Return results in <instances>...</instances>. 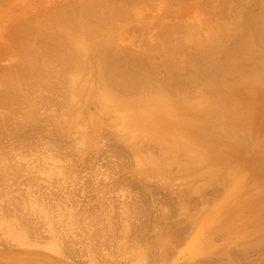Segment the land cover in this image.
I'll return each mask as SVG.
<instances>
[{
	"label": "rangeland",
	"instance_id": "obj_1",
	"mask_svg": "<svg viewBox=\"0 0 264 264\" xmlns=\"http://www.w3.org/2000/svg\"><path fill=\"white\" fill-rule=\"evenodd\" d=\"M66 0H0V15L2 16L3 15V12H5L4 13V15L7 17L9 14H10V19L8 18V20L7 19H5L6 17H0L1 19H0V75H3V76H0L1 78L2 77H6L7 75V73H8V78L6 77L5 79H7V80H0L1 82L0 83H2L3 82V84H4V87H6L5 89L4 88H2V89H0V91H9V90H12V88H10L11 86L13 87L14 86V84H16L15 82H17V81H23L24 80V84H26V79H27V81L29 80V75H26V76H28L29 78H26V79H24L25 78V76L24 75H22L21 77H20V74H21V72L19 71V68L17 67L18 66V58H17V48H18V40L20 39V40H22L23 41V39H26V38H28V39H30V41H32L31 43H32V45H33V41L36 39H38L39 41H41L40 39H43L44 38V36L42 37V36H40V34L38 33V32H42L43 30V33L45 32V34L47 35V33H48V29L50 28V26L52 25L51 23L55 20V16H56V12H58L59 10H57L58 9V5L60 6V3L62 4V3H66L67 4V2H68V4L70 3H72V2H74V1H76V0H67L66 2H65ZM70 1H72V2H70ZM145 1H150V2H148V6L146 7L147 9H145L144 7V4L145 5H147L146 4V2ZM143 0V1H141V2H144L143 3V5H142V3L140 4V3H137L138 5H139V7H135V8H132L131 9V11L133 12H130V10H128L126 13H128L127 15H126V13H123L124 15H126L128 18L131 16V19L129 18V20H127L128 18H126L125 16V20H123V14L121 15V17L120 16H118V18H122V20L124 21V23L123 22H121L120 21V19H119V21H120V23L122 24V26H121V24L116 20L115 21V19H116V17H112L111 19H109V17L108 16H106V17H108V18H106L107 20H106V22L108 21L109 22V24H108V22L107 23H105V26H104V30L105 31H107V29H108V31L110 32V39H112V40H110V43L112 42V44H111V46L114 44V41H115V43L117 42V39H119L118 40V42L116 43V44H114V46H112V49L114 48L115 49V47H116V51H117V49H118V51L120 52V50H123L122 52H125V51H128V50H130V51H136L137 53H138V51L139 50H141V48H142V46L143 47H147V50H148V48H155L156 46L153 44V40H154V43L156 42V44H158V45H160V42H161V37L160 36H156V35H159V32H160V30L159 29H161L162 28V30H164L166 27L165 26H163L164 24L165 25H169V26H171L172 24H174V25H172L173 26V28H174V26L175 27H178L179 25V27H181V26H183V24H185V25H187V23L189 22V24L187 25V26H190V24H194V21H193V19L197 22V26L200 28V31L202 30L203 31V33H204V30H203V26H205V23L206 22H208V20L206 19L207 17H210V16H207L208 15V13L212 16L214 13H217L218 11H219V8H221V7H219L221 4V2H222V0H217V2H219L220 1V3H217L218 5H216V3L215 4H213V5H216V6H218L219 8H213L212 10H211V8L213 7V5H212V3H214V2H216V1H214V2H212V0L211 1H209V0H207V2L209 1V2H211V3H209L210 4V7L208 6V5H206V6H208V8L206 7V8H204L205 6H203V5H205L207 2H206V0H185V1H183L182 3H181V0H180V2L178 1L177 2V0H176V2H177V4H175L176 2H173V0H172V2L173 3H171L170 2V0L167 2V3H169V4H166V1L165 0H159V1H161V2H159L158 0H157V2L159 3V5L157 4V2L156 1H152V0ZM151 1H152V3H153V5H151L152 3H151ZM165 3H164V2ZM175 1V0H174ZM188 1H190L189 3H188ZM239 1V0H238ZM245 1H248V2H246V4L242 7V4H241V7L237 4L236 6H239V8L241 9V10H243V8L245 7V6H247V3L248 4H250V3H253V4H250V5H248L247 7H245V8H248L249 9V6H250V8H252L251 6H254V3L257 1V2H262V1H264V0H245ZM60 2V3H59ZM163 2V3H162ZM195 2V3H194ZM203 2V3H202ZM206 2V3H205ZM235 2L236 1H234V2H232L233 3V5H232V3L230 2V4L229 5H232L233 7H236L235 6ZM240 2V1H239ZM242 2L244 3V0H242ZM242 2H240V3H242ZM28 3V4H27ZM52 3H54L55 5H53ZM151 3V4H150ZM162 3V4H161ZM170 3L171 4H175V6L174 5H170ZM185 3V4H184ZM207 3V4H208ZM239 3V4H240ZM57 4V5H56ZM67 4V5H68ZM256 4H258V3H255V5ZM20 5V6H19ZM53 5V6H52ZM63 5V4H62ZM62 5L60 6V8L62 7ZM154 5H155V7H154ZM176 5H178V6H176ZM200 5H201V7H200ZM212 5V6H211ZM55 6H57V7H55ZM63 6H66V5H63ZM152 6V7H151ZM166 6V7H165ZM231 6V7H232ZM16 7H17V9H18V11L16 10ZM48 7V8H47ZM51 7V8H50ZM143 7V8H142ZM148 7H150V9H148ZM215 7V6H214ZM230 6H228V8L230 9V10H232V8H231ZM22 8V9H21ZM55 9V10H57V11H55V10H53V9ZM59 8V9H60ZM164 10H163V9ZM170 8V9H169ZM203 8H204V10H203ZM237 8V7H236ZM255 8V7H254ZM257 8V7H256ZM255 8V9H256ZM55 11V16H53L52 17V15L54 14V12L52 11ZM167 9V12H168V14L167 13H165V10ZM193 9V10H192ZM202 9V10H201ZM210 9V11H208V13L206 12V10H209ZM235 8H233V10H234ZM248 9H246L247 11H249ZM180 10V11H179ZM236 10V9H235ZM237 10H238V8H237ZM241 10H239L238 12H240ZM245 9H244V12L246 11ZM3 11V12H2ZM15 11V12H14ZM50 11H52L53 12V14H51L50 13ZM139 11V12H138ZM146 11V12H145ZM174 13H173V12ZM204 13H203V12ZM213 11H215V12H213ZM252 11V10H251ZM18 12H20V13H18ZM34 12L38 15L39 13H41V14H39L38 16L36 15V14H34ZM44 12V13H43ZM138 12V13H137ZM157 12H159V13H157ZM163 12V13H162ZM172 13L171 15H170V13ZM210 12H212V13H210ZM220 13H221V11H219ZM229 12H231V11H229ZM233 12V11H232ZM232 12H231V14H232ZM243 11H241V13H242ZM250 12V11H249ZM2 13V14H1ZM14 13V14H13ZM15 13H16V15H15ZM26 14L27 13V16H25V17H23V14ZM48 13H50V14H48ZM132 13V14H131ZM144 13V14H143ZM149 13V14H148ZM8 14V15H7ZM11 14H13V15H11ZM22 14V16H20ZM28 14H29V16H28ZM31 14V15H30ZM43 14V15H42ZM45 14V15H44ZM161 14L162 15H165V17L164 16H161ZM174 14V15H173ZM235 14H237L236 13V11H235ZM240 14V13H239ZM246 14V13H245ZM3 15V16H4ZM141 15H145V16H143V18H142V16ZM158 15V16H157ZM160 15V16H159ZM166 15H170L169 17L168 16H166ZM217 15V16H216ZM214 14L209 20H211L212 21V24L214 25V29H215V27H216V21L218 20L217 18H219L218 17V15L219 14ZM233 15V14H232ZM242 15V14H241ZM14 16V17H13ZM19 16V17H18ZM30 16H33V17H30ZM37 16V17H36ZM47 16H48V18H47ZM134 16V17H133ZM155 16H157L156 18H155ZM176 16V17H175ZM206 17L205 19V23H204V21L202 20V21H200V20H198L199 18L200 19H202L203 17ZM216 16V17H215ZM219 16H221V14L219 15ZM40 17V18H39ZM43 17V18H42ZM136 17V18H135ZM146 17V18H145ZM158 17H160V18H158ZM164 17V18H163ZM168 19H167V18ZM175 18V20H174V18ZM214 17H215V19H214ZM11 18H12V20H11ZM29 18H30V20H29ZM38 18V19H37ZM42 18V19H41ZM51 18V19H50ZM114 18V19H113ZM117 18V19H118ZM162 18V19H161ZM212 18H213V20H212ZM5 19V20H4ZM21 20V21H17V20ZM35 19H36V21H35ZM39 19H41V21L43 20L44 21V23H43V21L41 22ZM114 20L113 22H111V20ZM155 20V22H154V20ZM161 19V20H160ZM220 19L222 20V22H223V20L224 19H222V17H220ZM11 20V21H10ZM17 22H16V21ZM28 20V24H27V21ZM37 20H39V22H41L42 23V25L44 24V27L40 24L39 25V23H37L38 21ZM46 20V21H45ZM127 20V21H126ZM153 20V21H152ZM189 20H192V21H189ZM200 21V22H198V21ZM221 20H218V21H220L221 22ZM14 21L16 22L14 25H13V23H14ZM23 21V23H21ZM126 21V22H125ZM131 21V22H130ZM141 21V22H140ZM149 21H151V23L149 22ZM215 21V22H214ZM26 22V23H25ZM31 22V23H30ZM35 24H34V23ZM46 22V23H45ZM47 22H50V26H49V24L47 25ZM117 22L119 23V25L117 24ZM150 24H149V23ZM157 22V23H156ZM187 22V23H186ZM195 22V23H196ZM214 22V23H213ZM220 22H218V23H220ZM19 23V24H18ZM25 23V24H24ZM29 23H30V26L28 27V25H29ZM155 25H154V24ZM171 23V24H170ZM203 23H204V25H203ZM217 23V24H218ZM23 24V25H22ZM34 24V25H33ZM37 24L39 25V26H37ZM107 24V25H106ZM111 24H113V28H115L114 30V32L115 33H113V28H112V25ZM145 24H148V25H145ZM211 24V23H210ZM210 24L208 25V23L206 24V28L204 27V29L206 30L207 29V27L208 28H210V27H212L213 28V25L211 24V26H210ZM18 25H21V26H18ZM25 25H26V27H25ZM33 25V26H32ZM39 28V29H35V28H33V27H36V26ZM116 25V26H115ZM120 26L119 27V30L117 29L118 28V26ZM152 26V29H151V27L149 28L148 26ZM184 25V26H185ZM200 25H201V27H202V29H201V27H200ZM208 25V26H207ZM31 26H32V28H31ZM53 26V25H52ZM110 26V28H107V27H109ZM115 26V27H114ZM139 26V27H138ZM165 27V28H163V27ZM192 26V25H191ZM195 26V25H194ZM196 26V27H197ZM41 27V28H40ZM43 27V28H42ZM46 27V28H45ZM106 27V28H105ZM131 27L133 28H135V30H137V32L134 30V28L133 29H131ZM46 30H45V29ZM54 28V27H53ZM53 28H50V29H53ZM126 28V29H125ZM169 28V27H168ZM172 28V27H171ZM185 28H187V27H185ZM15 29H17V32H16V30ZM25 29H31V33H32V31L33 32H35L36 33V35H35V33L33 34V36H32V34H31V36H29V35H26V30ZM33 29H35V31L33 30ZM40 29H42V31H40ZM129 29L130 30H132V32H131V34H133V35H131V34H129L130 33V31H129ZM144 29V30H143ZM146 29V30H145ZM158 29V30H157ZM184 29V27H182V30ZM8 30V31H7ZM48 30V31H47ZM112 30V31H111ZM121 30L123 31V32H121ZM140 30V31H139ZM174 31H172V32H175L177 29H173ZM14 31V32H13ZM38 31V32H37ZM120 31V32H119ZM139 31V32H138ZM159 31V32H158ZM179 31V30H178ZM181 31V30H180ZM12 34H11V33ZM16 32V33H15ZM47 32V33H46ZM147 32V33H146ZM156 32V33H155ZM158 32V33H157ZM7 33H9V34H7ZM113 33V34H112ZM116 33H118V34H116ZM119 33H121V34H119ZM137 33L139 34V35H137ZM178 33V32H177ZM181 34H183V32H180ZM184 33H185V31H184ZM16 34V35H15ZM19 34V35H18ZM39 34V35H38ZM42 34V33H41ZM129 34V35H128ZM136 34V35H135ZM142 34H143V36L145 37H143L142 36ZM149 34V35H148ZM160 34H161V32H160ZM15 37H13V36ZM25 35V36H24ZM175 35V34H174ZM177 35V34H176ZM17 36V37H16ZM35 36H37L36 38H35ZM119 36H120V38H119ZM135 36V37H134ZM178 37H180L179 36V34L177 35ZM12 37L15 39V42H14V40L12 39ZM21 37V38H20ZM22 37H24V38H22ZM32 37H34V40H33V38ZM42 37V38H41ZM113 37H114V39H113ZM139 39H138V38ZM7 40H6V39ZM10 38V39H9ZM19 38V39H18ZM116 38V39H115ZM132 38V39H131ZM173 38V37H172ZM48 39H50V38H48ZM135 39V40H134ZM141 39V40H140ZM142 39H143V42H141L142 41ZM144 39H145V41L148 39V41H144ZM173 39H176V36H175V38H173ZM231 39V38H230ZM230 39H228V40H230ZM7 41L6 43H8V44H11V45H5V42H3V41ZM11 40H12V42H11ZM17 40V41H16ZM34 41V45L36 44V42H38V40L37 41ZM44 41H45V43H46V40H47V37H46V39H43ZM160 40V42H158ZM227 40V41H228ZM233 40V38L231 39V41ZM43 41V42H44ZM134 41H135V43H134ZM3 42V43H2ZM49 42H51V40H49ZM138 42V43H137ZM139 42L141 43V44H139ZM226 42V41H225ZM225 42H223L224 43V45L226 44L227 46L229 45V44H231L232 42H234V40L230 43V41H229V43H225ZM1 43H2V46H1ZM41 43H42V41H41ZM44 43V44H45ZM135 45H134V44ZM151 43L153 44V46L151 45ZM38 44V43H37ZM36 44V45H37ZM43 44V45H44ZM118 44H119V46H118ZM16 45V46H15ZM35 45V46H36ZM39 45V44H38ZM37 45V47L38 48H40V46H38ZM117 45V46H116ZM136 45H138L137 47H136ZM232 45H233V43H232ZM14 46V47H13ZM34 46V47H35ZM132 46V47H131ZM226 46V47H227ZM9 47V48H8ZM36 47V48H37ZM124 47V48H123ZM229 47H231V45H229ZM6 48V49H5ZM12 48V49H11ZM156 48H159L158 46L156 47ZM3 49H4V51H3ZM8 50H10V51H8ZM158 50H161L160 48L158 49ZM157 50V52H156V49L154 50V49H151V52H152V54L154 53V55H155V52H156V55L158 54L159 55V52L160 51H158ZM142 51V50H141ZM144 51H146V49L145 50H143L142 51V53L141 52H139L140 54H142L143 55V52ZM155 51V52H154ZM149 52H150V50H149ZM151 52L150 53H148V51H147V53L148 54H150L151 55ZM147 53H145L144 52V54L145 55H147ZM162 53V52H161ZM160 53V54H161ZM5 55V57L4 58H6V55L8 56V55H10V57L8 56L6 59H4V60H2L3 58H1L2 56H4ZM15 57V59H14V57L12 56V55ZM149 55V56H150ZM148 56V55H147ZM153 56V55H152ZM160 56V55H159ZM159 56H155L156 58H160ZM12 57H13V59H12ZM145 57V56H144ZM155 57L153 58V57H151L152 59H155ZM177 57V56H176ZM173 58V59H177V58H179V59H184V57H177V58ZM10 58V59H9ZM146 58V57H145ZM145 58H141V59H144V60H146ZM150 58V59H151ZM211 58H213V57H211ZM220 59H221V57H219ZM219 58L217 57V60H219ZM223 58V57H222ZM88 59L89 60H92V58H89L88 57ZM178 59V60H179ZM182 59H181V61H182ZM147 60H149V58L147 59ZM186 60H189L187 57H186ZM186 60H183V62L184 61H186ZM8 61V62H7ZM12 63L11 65H7V64H10V62ZM157 61H158V59H157ZM159 61H160V59H159ZM158 61V62H159ZM151 62V61H150ZM155 62L156 61H154L153 60V62H152V65H154L155 64ZM178 62V61H177ZM183 62L181 63L183 66H188V62L185 64V62H184V64H183ZM189 62H190V60H189ZM195 62V61H194ZM154 63V64H153ZM157 63V62H156ZM191 63L193 64V62L191 61ZM191 63H190V66H192L191 65ZM15 64H17V65H15ZM179 64V63H178ZM196 64V63H195ZM55 63L54 64H51V66L54 68L55 66ZM157 66L156 67H159L158 68V72L156 71V74L157 73H159V75H161L160 77H162V76H165L166 77V74H165V72H163V70L161 69V65H160V62L158 63V64H156ZM159 65V66H158ZM181 65V66H182ZM194 65V64H193ZM11 66H12V68H11ZM50 66V65H49ZM161 66V67H160ZM182 66V67H183ZM186 66V67H187ZM195 66V65H194ZM185 67V68H186ZM201 67H203L202 66V64H201ZM18 70H17V69ZM15 69L17 70L16 72H15ZM47 69V68H46ZM49 70H50V68H48ZM47 69V70H48ZM52 69V68H51ZM157 69V68H156ZM162 70V72L165 74V75H163L162 74V72H160L161 70ZM188 69H190V67H188V68H186V70L187 71H185V69H183L185 72H188L189 70ZM14 70V71H13ZM46 70V71H47ZM54 70V69H53ZM53 70H51V72L53 71ZM160 70V71H159ZM182 70V69H181ZM181 71V72H184V71ZM5 71H7V72H5ZM10 72H11V76L9 75L10 74ZM13 72H15L16 74H12ZM184 72V73H185ZM4 73V74H3ZM20 73V74H19ZM48 73V74H47ZM47 73L45 72V74H47L48 76H49V74H52V73H50V72H48L47 71ZM161 73V74H160ZM43 75V77L45 76L46 77V75ZM6 75V76H5ZM14 75H18L17 77H19L20 78V80H16L15 78H16V76H14ZM35 75V74H34ZM39 75V74H38ZM41 75V74H40ZM39 75V76H40ZM53 75V74H52ZM52 75H50L49 76V78H50V80H53L54 81V83H55V81L58 83V85H60L59 84V82H58V80H60V75H56L57 77H55L54 75H53V77H52ZM159 75H157L158 77H159ZM59 76V77H58ZM233 76H234V74H233ZM233 76H230L229 78H231V79H233ZM10 77V78H9ZM13 77H15V78H13ZM34 77V76H33ZM37 78H38V76H36ZM35 77V78H36ZM43 77H41L40 76V78H42V80H44V83H45V85H43L44 87H46V84H50L51 85V82H53V81H50V80H48L47 81V78L45 79H43ZM0 78V79H1ZM18 78V79H19ZM36 78V79H37ZM54 78H58V79H54ZM164 78V77H163ZM3 79V78H2ZM13 79H15V80H13ZM31 79H32V75H31V78H30V80L28 81L29 83L31 82ZM36 79H32V81L34 80V81H36ZM162 79V78H161ZM38 80V79H37ZM42 80H38L39 81V85L40 86H42V84H44V83H40V82H42ZM227 80V79H226ZM229 80V79H228ZM227 80V81H228ZM6 81L7 82H9V83H6ZM37 81V82H38ZM46 81V82H45ZM232 80H230L229 82H231ZM28 82H27V84H28ZM37 82H36V84H37ZM21 83H23V82H17V84H18V87H19V85L21 84ZM32 83V82H31ZM30 83V84H31ZM57 83L55 84L56 86H55V88L56 87H58V85H57ZM7 84H9V85H6ZM24 84H21V85H24ZM29 84V86H31V87H33L34 89H35V92H31L32 93V95H31V93L29 94V93H27V92H25V91H27L26 89L27 88H24L25 90L23 91V88L22 87H19V88H22V91L17 87V85H15V87H13V88H16V89H14L13 91H10L11 93H10V95L12 94L13 95V93L12 92H14V91H16V90H18L19 92L21 91L23 94H24V96L25 97H29L27 100H26V98H24V96H21V95H17V96H12L11 95V97H10V95L8 94V99H6L5 100V105L2 103H0L1 105H0V107H3V105L4 106H6L8 103L7 102H10L11 100L13 101V103H15V102H17V100H18V102H19V100H21V98L23 97V100H24V103H22L23 102V100H21L22 102H21V104L20 103H15V104H17V105H13V107L14 108H12V107H10L11 108V110L8 108V110L6 109V111H5V108H0L3 112H6L5 114H3V112H1V110H0V116L1 115H4V116H1L2 118H0V119H4L2 122V124L0 125V129H5V130H0V190H2V189H5V188H8L9 187V189H13L14 188V190L16 191V189H17V192L19 191L18 190V188H23L22 190H24L25 191V189L27 188V190L31 187V185H37V183L38 182H40V180H38V177L40 176V175H42L41 176V178L40 179H42L43 180V178L45 179L44 181L45 182H47V183H45V182H43L42 183V180H41V184H40V190H41V188H42V185H43V188H42V190L41 191H43L45 194H49V195H52V196H50V197H52L53 198V200H52V203H54V204H56L55 205V208L56 207H58V210H59V208H63V209H60L59 210V212H57L56 210H54V211H56V212H54V213H56V215H53V216H51V217H53V219H58L59 218V215H58V218H57V214L58 213H60L61 212V210H65V211H67V210H69L68 212L70 213L71 211L73 212V213H75L74 212V210L75 211H78V213L77 214H75V216H74V214H72V216H73V218H78L77 220H79V221H77V222H75V224L77 223H79L78 225H77V227H79V225L81 224V222L80 221H82L83 219L84 220H86V222H84V220L82 221V222H84V223H82V227H84V229H82V227L81 228H77V227H74L73 229H75V230H77V229H79V231H82V232H78L77 231V233H76V231H73V236L72 235H70L71 237L69 238V236H67L66 234H64V232H61L60 231V233L63 235L64 234V236L65 237H67V239L66 238H64V237H62V238H64L65 239V241L62 239V241H64V242H66V241H68L67 243H65L66 245H64L63 244V242H60V243H62L64 246H67V250L65 249L64 251H63V249L65 248V247H63V245L61 244V249H62V251L63 252H65L66 254H64V253H62V251H61V249L59 250V254H63V258L58 254V256H60L61 258H59V257H57L56 255L57 254H52L51 253V255H50V253L47 251V248H49L52 244H53V246L55 247V245H54V238L56 239V237H58V236H55V237H52L51 238V236H50V234L52 235V233H50V234H48L49 232L46 230V234H48L49 236L47 237V235L45 234V232H44V237L42 236V234H43V231H45L44 229H46V228H44L45 226L47 227V228H49V226L47 225V224H49V223H47V222H49V220H53L50 216L48 217V220L47 219H45L46 220V224H45V220H44V218H45V215H44V217H42V219L44 220V223H43V221L40 219L39 221V223H43L44 224V226L42 225V223L41 224H39L38 226H41V227H43V228H41V227H39L38 228V230L37 231H39V229L41 228V229H43V231H39V233L37 234V236H38V238H37V236L35 235H32L36 230H34L33 232L31 231V230H33L32 229V227H33V225L36 227V225L38 224V222H36V219L37 218H35V221H34V223L33 222H31L32 223V225H29V226H31V230H29V228L30 227H28V230L29 231H31V233L27 230V227L25 228V227H23V228H25L26 230V232H28L27 233V235L29 234L31 237H32V240L34 241V239L35 238H37V239H35V242L37 241L38 242V239H41L42 241H40L39 240V242L38 243H43V241H44V245L46 246V247H44L43 245H41V249L40 248H38V246L41 244H38V245H36L32 240H29L28 238H30L29 237V235L27 236V242L29 241L30 243H31V241L33 242V244H35V246H34V248L35 247H37V248H35V249H33L32 248V245H29V246H24V245H22L23 247H18V246H16V243H14V238H13V240L11 239H6V236H4V234L2 235V230L0 229V264H24V263H27V262H25V260H27V258H25L26 256L28 257H30V258H33L35 255H41L42 256V254L43 255H45V257H50V256H52V257H50V258H53V259H55V257L56 258H59V259H61V261L62 260H65V262H66V257H64V256H66L67 255V257H68V261L69 262H67L66 264H134V261H135V264H264V174H261V172H263L264 173V168H262L259 172L257 171L256 172V174H254L250 169V164H252V165H256L255 164V162L257 161V157H256V155H257V152H259V154L260 153H264V131L261 133V131H262V128H258V126H260L257 122H255V121H253V122H250V126L251 127H249V116L250 115H248L247 113L248 112H246V114H247V116L248 117H246V114H244L245 112H242L244 115H245V118H240V114H241V110H242V108L241 107H238L239 105H234V106H231V108H230V106H228V104L230 103V102H228L226 105V107L228 108V110H229V108H230V112L232 113H234V112H236V110L237 111H239V109H241L240 110V113H238L237 112V114H239L238 116H239V118L237 117L236 119H235V117H236V115L237 114H233L231 117H229V119H230V121L229 120H227L226 121V123L224 124H222V122H221V126L222 125H225V127H227V125H228V128L230 127V129L232 128V129H236V127H238L237 125H239V124H242L239 128L241 129V130H243L244 128L245 129H247L248 128V130H250L249 128H251V136H250V134L248 133V131L247 130H245V131H247V132H245L244 130H243V134H242V131L240 130V131H238V133H240L241 132V134L243 135V136H240V135H238L237 133L235 134V131L237 132V130H234V131H232V132H234L232 135H231V137L232 136H234L233 138L235 139L236 137V139L237 140H232V139H230V141L232 142H230L228 139L230 138L228 135L227 136H225V137H229L228 139H225V137H224V139L223 138H221V140L222 141H224L223 143H222V141L220 140L218 143L219 144H217L216 143V145H218L217 146V148L218 149H222V150H226L225 152H223V155H219V157L221 158L222 156H223V158H221L222 159V161L224 160V162L222 163L220 160V162L218 161H216V160H212V159H210L209 157H208V152H207V145L205 146V145H201V146H194V147H196L195 148V151H191V149L189 148L188 150L190 151H184L185 150V148H184V150H182V149H180L181 147H179V149L181 150L180 152H183V156H185V157H187V158H185V157H183L182 158V156L180 155V154H178L177 153V151L178 150H176V156H175V153L172 155V153H173V150H174V148H175V146H174V148L172 149V150H170V152H171V154H169L168 156H167V154L166 153H163L162 151H164V150H168V149H166V148H168V146L166 145V140H164L163 142H165V143H163V144H165V148H163L162 149V151H161V154H163V157L165 156V158L166 157H170V155L171 156H174V157H177L178 155L179 156H181L180 158H177V161H175V162H178V159H181L180 160V162L182 161V163L184 162L183 160L185 159V161L187 160L188 162H187V164L189 163V165H187L186 166V164L185 165H183L182 166V163L181 164H179V166L181 165L182 167H178V165H177V163L174 165V166H176L175 167V169H174V166L171 164L170 165V169L169 168H166V167H168V166H166V167H164V165H163V167H164V169H163V167H162V164H161V162H160V166H161V170L157 167H153V165H155V166H158L159 165V161H168L169 159H173L172 157L171 158H169L168 160H167V158L165 159V158H161L159 161H156L157 159L156 158H160L162 155L160 154V156H159V153H158V151H160V149H161V146L159 145L158 146V143L156 142L158 139H159V137L158 136H160V134L159 135H156V139L154 138L153 140H156V141H154V142H156V144H154V145H152L153 143H151L150 142V144L152 145V146H150V144L149 143H146L147 141H150V140H148V138H146L147 139V141L146 140H144V142L145 143H143V142H140L141 143V145L142 144H145L143 147L142 146H140V147H136V144H138L137 143V141H138V139H140V137L141 136H139V138L137 139V135L135 134V136H137L136 138H135V140H137L136 142H133V144L131 143V147H130V144L129 143H127V139L126 140H124V142H123V140L122 139H125V138H122V134H120V135H117V134H119L120 132H118L117 130V124L116 123H114V122H112V120L110 119L109 121L110 122H112L113 124L111 125V124H109V121H106L107 120V118H101L102 120H104L106 123H108L109 124V126L112 128V126L115 124V126L117 127H115V126H113V132L118 136V140L116 139L117 138V136H113L112 134H111V132H110V129H109V126H108V124H105L104 123V121H102L101 119H96V120H94V123L92 122V124L91 123H88V125L86 124L85 126H87L88 128H90L89 130L87 129V127H84V124H81L80 122H77V124L79 123L81 126H83L84 128H81V127H79L80 125H78V128H75V126L77 125L76 124V121L74 120V122H72L71 124H69L68 123V121L66 122V121H64V122H61L60 123V119H58L57 117H58V115L57 114H52L53 113V111L55 112V110L53 109V108H55L54 106L52 107L51 106V108H50V106L49 105H47L48 103H47V101L49 100V99H47L48 97H47V93H45V92H43L42 91V94L44 95V94H46L45 95V101H44V98L42 99V94L40 93L41 92V90H45L43 87V89L41 88V90L39 91H37L36 90V84L35 85H30ZM53 84V83H52ZM20 85V86H21ZM38 85V86H39ZM49 85V86H50ZM2 86V84L0 85V87ZM8 86H9V88L10 89H7L8 88ZM25 86V85H24ZM53 86V85H52ZM25 87H27V85L25 86ZM30 87V88H31ZM51 87V86H50ZM49 87V88H50ZM30 88H28L29 90H30ZM40 88V87H39ZM54 87H53V89H55ZM4 89V90H3ZM34 89H33V91H34ZM38 89V88H37ZM57 89H59V87L57 88ZM46 90H49L48 89V87H47V89ZM15 92L16 94L18 93L19 94V92ZM31 91H32V89H31ZM56 91H58V90H56ZM36 92H39V93H36ZM47 92V91H46ZM50 92V93H49ZM48 93L51 95V97H53V101L54 100H56V99H54V96L52 95V93L54 92L53 90L51 91V89H50V91H49ZM62 92V91H61ZM6 93H8V92H6ZM14 93V94H15ZM25 93H27L26 95H25ZM36 93V94H35ZM64 93V92H63ZM62 93V94H63ZM22 94V95H23ZM54 94V93H53ZM37 97H36V96ZM57 95V94H56ZM19 96H20V98H19ZM41 96V98H39ZM30 97H31V100H30ZM36 99H35V98ZM47 97V98H46ZM50 97V96H49ZM12 98H14V99H12ZM15 98H16V101H15ZM55 98H56V96H55ZM192 98V97H191ZM34 99H35V101L37 102L36 103V106L37 107H35L36 109H35V113L36 114H33V116L35 115V118H36V120H37V124L35 123L36 122V120H35V118L33 119V125H31L32 124V120H28V119H26L25 121H27V122H25L24 120H21V121H23V122H21L20 121V119H25V118H23V117H25V114H23L22 113V111H24V109H25V111L26 110H30V109H27V108H29L30 106H28V104H26V103H31V102H33L34 101ZM46 99H47V101H46ZM10 100V101H9ZM29 100V101H28ZM40 100H43V101H40ZM34 101V102H35ZM92 101V100H91ZM49 102V101H48ZM50 102H52V101H50ZM49 102V103H50ZM55 102V101H54ZM54 102H52L53 104H54ZM87 102V101H86ZM10 103H12V102H10ZM12 103V104H13ZM40 103H43V104H40ZM47 103V104H46ZM12 104H9L8 106H10V105H12ZM40 104V105H39ZM233 104V103H232ZM19 105H21V106H19ZM22 105H26V106H28V107H22ZM30 105V104H29ZM42 105V106H41ZM46 105H47V107L50 109H48L47 110V108H46ZM50 105H52L51 103H50ZM87 105V106H86ZM86 105L84 106L85 108H83V110H85V111H83V112H85L86 113V110L88 111L86 114H91V115H86V116H94V113L96 114L97 112H98V109H95L94 108V105L92 104V103H89V105H88V103H86ZM21 107L20 109H22V111L20 112L19 110V107ZM42 108H41V107ZM56 106V108H57V105H55ZM90 106V107H89ZM236 106V107H235ZM46 109H45V108ZM232 107H235V109L236 110H233L234 108H232ZM238 107V108H237ZM55 108V109H56ZM14 109V110H13ZM15 109L17 110V111H15ZM40 109V110H39ZM43 109H45V110H43ZM94 109L96 110V112L94 111ZM12 111V112H10V111ZM53 110V111H52ZM89 110L91 111V112H93V113H89ZM24 111V113H27L28 111H26L25 112ZM43 111V112H42ZM45 111V112H44ZM242 111H244V110H242ZM15 112H17V114L15 113ZM37 112H39L38 114L40 115V117L42 116V118L44 119H42V118H40V117H38V114H37ZM49 113V114H46V113ZM50 112H51V114H50ZM2 113V114H1ZM11 113V114H10ZM20 113V114H19ZM41 113H42V115H41ZM45 115H44V114ZM56 113H57V109H56ZM84 113V114H85ZM250 113V112H249ZM9 114V115H8ZM11 115H12V118H11ZM24 115V116H23ZM37 115V116H36ZM53 115H54V117H53ZM99 115V113H97V115H95V117H97ZM244 115H242V117H244ZM13 116H15V117H13ZM23 116V117H22ZM55 118V120H56V118H57V121L59 120V122H57V121H55L54 119H52V123H51V118ZM57 116V117H56ZM233 116H235V117H233ZM5 117V118H4ZM17 117V118H16ZM49 117V118H48ZM11 118V119H10ZM14 118V119H13ZM16 118V119H15ZM46 118V119H45ZM231 118L236 122L235 124H237L238 122L237 121H239L240 123L239 124H237L236 125V127H234L235 126V124H234V121H232L231 120ZM5 119H7V121L9 122V124H8V122L5 120ZM13 119V122H14V124L11 122V120ZM48 119V120H47ZM62 119V118H61ZM109 119V118H108ZM238 119V120H237ZM244 119H248L247 120V122H245L246 124V126L244 125V123H242V121L244 120ZM48 122H47V121ZM242 120V121H241ZM246 120H244V121H246ZM19 122L18 123V125H21V126H18L17 125V123L16 122ZM31 121V122H30ZM39 121V122H38ZM63 121V120H62ZM98 121H100V122H98ZM21 122V123H20ZM58 123V125H57V129H55L54 127H52V126H55L56 125V123ZM223 122H225V121H223ZM0 123H1V121H0ZM26 123V124H25ZM45 123V124H44ZM48 123H51V124H49L48 126V128H50V129H48L46 126H47V124ZM60 123V124H59ZM63 123L64 124H66V123H68V125H63ZM102 123V125H100ZM229 123H231L232 125H229ZM13 126H15V127H13ZM42 125V126H40V125ZM76 124V125H75ZM253 124V125H252ZM8 125V126H7ZM11 125V127H9ZM24 125V126H23ZM38 125V126H37ZM50 125H51V127H50ZM92 125V126H91ZM94 125V126H93ZM234 125V126H233ZM5 126V127H4ZM23 126V127H22ZM37 126V127H36ZM58 126H59V130H58ZM65 128H64V127ZM108 126V127H107ZM158 126V125H157ZM232 126V127H231ZM18 127H19V129H21V130H19L18 129ZM21 127V128H20ZM26 127V128H25ZM47 129H46V128ZM56 127V126H55ZM69 127V128H68ZM73 127H74V129H73ZM91 127H93V128H91ZM97 127V128H96ZM104 127V128H103ZM224 126L222 127L223 129H225L226 130V128H225ZM9 128V129H8ZM24 130H23V129ZM41 128V129H40ZM42 128H44L43 129V131H42ZM64 128V129H63ZM105 128H107V129H105ZM257 128V129H256ZM11 129V130H10ZM17 131H16V130ZM71 129V130H70ZM73 129V130H72ZM79 129H81L82 131H81V133L78 131ZM83 129L85 130V129H87V132L86 131H83ZM98 129H100L99 131H98ZM104 129H105V131H104ZM117 129V130H116ZM238 129V128H237ZM23 130V131H22ZM30 130V131H29ZM37 130H38V132H37ZM48 130V131H47ZM49 130H50V132H49ZM51 130H54V132H56V133H53V131H51ZM62 130H64V131H62ZM93 130V132H91ZM98 132H97V131ZM103 130V131H102ZM114 130H116V131H114ZM222 130V129H221ZM224 130V131H225ZM1 131H3V132H1ZM12 131H14L15 132V134H14V132H13V134H12ZM36 131V132H35ZM45 131H47V132H45ZM72 131H76V132H72ZM88 131H89V133H88ZM157 131H158V129H157ZM6 134H5V133ZM9 132V133H8ZM20 132V133H19ZM23 134H22V133ZM33 132H34V134H33ZM42 132H44V133H42ZM69 132V133H68ZM84 132H86L85 133V137L83 138V133ZM117 132V133H116ZM223 132V131H222ZM225 132H227V134L229 133V132H231L230 130L228 131V130H226ZM225 132H223L224 134H225ZM231 132V133H232ZM250 132V131H249ZM4 133V134H3ZM10 133H11V135H10ZM17 133V134H16ZM18 133H19V135H18ZM29 133V134H28ZM42 133V134H41ZM46 133V134H45ZM60 133V134H59ZM63 133H64V135H63ZM73 133V134H72ZM77 133V134H76ZM82 135V136H80V134ZM99 133V134H98ZM106 133V134H105ZM113 133V134H114ZM249 136V141H248V139L246 140V138H247V136H244V135H246V134ZM252 133H253V135H252ZM50 134V135H49ZM51 134H53V135H51ZM63 135V137H62V135ZM108 134V135H107ZM110 134V135H109ZM151 134L152 133H150V136H151ZM7 135V136H6ZM18 137H16V136ZM22 136L23 138H21V137H19V136ZM25 135H27L28 137H25ZM35 135V136H34ZM38 135H40V136H38ZM44 136V138L42 137V136ZM46 135V136H45ZM67 135V136H66ZM73 135V136H72ZM90 135H91V138H90ZM97 135V136H96ZM100 135V136H99ZM105 135V136H104ZM132 135V137H133V135L134 134H131ZM131 135L129 136V135H125V136H123V137H128V140L130 139V140H133L132 139V137H131ZM236 135V136H235ZM238 135V136H237ZM16 137V139H15V137ZM32 138H31V137ZM36 138V140L34 141V137ZM37 136V137H36ZM65 136V137H64ZM79 136V137H78ZM102 136V137H101ZM112 136H113V138H112ZM119 136H121V138L122 139H120L119 138ZM147 136V135H146ZM146 136H142V139H143V137H144V139H145V137ZM149 136V135H148ZM152 136H155L154 135V133L152 134ZM163 136L165 137L166 135H164L163 134ZM169 136V135H168ZM28 138V139H25V138ZM39 137V138H38ZM55 137V138H54ZM58 137V138H57ZM70 137H71V140H70ZM76 137V138H75ZM88 137V138H87ZM102 138V140H101V138ZM130 137V138H129ZM158 137V138H157ZM170 137L171 138H174V137H172L171 135H170ZM239 137V138H238ZM241 137H242V139H241ZM69 138V139H68ZM79 138V139H78ZM106 138V139H105ZM153 137H151V139H152ZM165 138H167V137H165ZM165 138H163V139H165ZM15 139V140H14ZM18 139H19V141L20 142H18ZM29 140V139H31V141L29 140V141H26L27 142V144H26V142H25V140ZM33 139V140H32ZM43 139V140H42ZM58 139V140H57ZM60 139V140H59ZM77 141H76V140ZM81 139V140H80ZM97 139V140H96ZM99 139V140H98ZM142 139H140L141 141H143ZM161 139V138H160ZM159 139V140H160ZM9 140V141H8ZM38 140V141H37ZM53 140V141H52ZM54 140H55V142H54ZM68 140V141H67ZM121 140H122V142H121ZM129 140V142H132V141H130ZM153 140H151V141H153ZM170 140V142L172 141V139H169L168 138V141ZM174 140V139H173ZM225 140H228L230 143H228L227 141V143L225 142ZM240 140V141H239ZM244 140H246V141H244ZM262 141V144H260L261 142L260 141ZM44 141H47V142H44ZM74 141V142H73ZM84 141V142H83ZM102 141H104L105 142V144L102 142ZM109 141V142H108ZM126 141V142H125ZM175 141V140H174ZM183 141H184V143H186L187 141H185L184 139H183ZM237 141V142H236ZM239 141V142H238ZM241 141H243L244 143H245V145H244V143L242 142V144H240L241 143ZM258 141V142H257ZM10 142V143H9ZM25 142V143H24ZM31 143V144H29V143ZM71 142V143H70ZM78 142V144L80 143V145H77V146H75L76 145V143ZM83 142V143H82ZM97 142V143H96ZM114 142V143H113ZM116 142V143H115ZM118 142V143H117ZM161 140H160V144H161ZM169 142V143H170ZM176 142V141H175ZM175 142H173V144L175 143ZM182 142V141H181ZM237 144H236V143ZM15 143H16V146H14L15 145ZM19 145H18V144ZM20 143H21V145H20ZM34 143V144H33ZM46 143H48V145L46 144ZM65 143V144H64ZM140 143H139V145H140ZM184 143H183V146L182 147H185L184 146ZM187 143H191L190 141L189 142H187ZM187 143H186V145H187ZM225 143V144H224ZM234 143V144H233ZM239 143V144H238ZM247 143V144H246ZM31 146L32 144V146L34 147V149H33V147L31 146H29V145ZM42 144V145H41ZM45 144V145H44ZM50 144V145H49ZM135 144V146H133ZM163 144H162V146H163ZM177 144H179L180 145V142L179 143H177ZM223 144V145H222ZM227 144V145H226ZM232 144H233V146H232ZM257 144V145H256ZM9 145H12V146H9ZM18 145V146H17ZM27 145V146H26ZM35 145V146H34ZM74 145V146H73ZM98 145H99V147H98ZM112 145V146H111ZM114 145V146H113ZM129 145V146H128ZM178 145V146H179ZM231 145V146H230ZM235 145H237V146H235ZM247 145V146H246ZM263 145V146H262ZM5 146V147H4ZM7 146V147H6ZM9 146V147H8ZM46 146V147H45ZM71 146V147H70ZM116 146V147H115ZM127 147L126 149H125V147ZM171 146V145H170ZM170 146H169V148H170ZM220 146V147H219ZM259 146V148H257ZM4 147V148H3ZM11 147H12V149L14 150V151H12L11 150ZM17 147V148H16ZM26 147V148H25ZM48 147V148H47ZM60 147V148H59ZM66 147H68V148H66ZM73 147H75L74 149H72ZM78 147V148H77ZM79 147H81V148H79ZM106 147V148H105ZM109 147V148H108ZM132 147H134V148H132ZM145 147V148H144ZM146 147H148V148H146ZM209 147V146H208ZM222 147H224V149L222 148ZM225 147L228 149H225ZM231 147V148H230ZM238 147H239V149H238ZM243 147V148H242ZM6 148H10L9 150L7 149V151H6ZM38 148V149H37ZM43 148H44V150H43ZM64 148V149H63ZM92 148H93V150H92ZM122 148V149H121ZM129 148H132V150H133V152H131L132 150H129ZM141 148L143 149V150H141ZM176 148H178L177 146H176ZM242 148V149H241ZM5 149V150H4ZM56 149H58V150H56ZM69 149H71V150H69ZM77 149H79L78 151V153H76L77 152ZM98 149V150H97ZM136 149V150H135ZM144 149L146 150V149H148V150H151V151H149L150 153H152V152H154L152 155H153V157L155 156V158H154V161H152V159H153V157H152V155H150V153H148L149 154V156H151L152 157V159H151V157H149V156H147V157H149V162H148V167L145 165H143V162H144V164H145V162L147 163V161L145 160V158H139V156L142 154V152L141 153H139V150H141V151H143V154H144V156L145 155H148V154H145V152H144ZM196 149H197V151H196ZM15 150H16V152H15ZM25 150V151H24ZM36 150V151H35ZM43 152H42V151ZM61 152H60V151ZM74 150L76 151V152H74ZM124 150V151H123ZM147 150V151H148ZM204 150V151H203ZM262 150H263V152H262ZM2 151V152H1ZM10 153H9V152ZM19 151V152H18ZM30 152V153H28V152ZM34 151V152H33ZM70 151V152H69ZM88 151V152H87ZM92 151V152H91ZM109 151V152H108ZM118 153H117V152ZM228 151V152H227ZM261 151V152H260ZM13 152V153H12ZM14 152H15V154H14ZM39 152V154H44V156H45V159L48 161V159H49V161L47 162V161H44L45 159H44V156H43V154L42 155H38L37 153ZM102 152V153H101ZM110 152H111V154H110ZM137 152V153H136ZM165 152V151H164ZM185 152V153H184ZM187 152H189V153H187ZM2 153H3V155H2ZM9 153V155H7V154ZM11 153H12V155H11ZM32 153V154H31ZM59 153V154H58ZM64 153V154H63ZM76 153V154H75ZM89 153H91V154H89ZM113 153V154H112ZM192 153V154H191ZM6 154V155H5ZM46 154V155H45ZM48 154V155H47ZM122 154V155H121ZM155 154V155H154ZM200 154V155H199ZM203 154V155H202ZM205 154V155H204ZM35 155H38V156H35ZM64 155H65V157H64ZM76 155V156H75ZM98 155H99V157H98ZM104 155H106L108 158H106V156L104 157ZM139 155V156H138ZM192 155H195V156H192ZM225 155H227L226 157H225ZM11 156H13V157H11ZM26 156V157H25ZM41 156H42V158H41ZM47 156V157H46ZM71 156V157H70ZM73 156V157H72ZM110 156V157H109ZM138 156V157H137ZM142 156V155H141ZM140 156V157H141ZM144 156H142V157H144ZM157 156V157H156ZM178 156V157H179ZM200 156H201V158H200ZM10 157V158H9ZM15 157V158H14ZM34 157H36L35 159L37 160L36 161V163H35V161H33L32 162V160H34ZM37 157H39V159L37 158ZM51 159H50V158ZM65 158V159H63V158ZM67 157V158H66ZM69 157V158H68ZM78 157V158H77ZM84 157H86V159L84 158ZM100 157L102 158V159H100ZM111 157H112V159H111ZM115 157V158H114ZM195 158V159H193V158ZM205 159H204V158ZM8 158L11 160H8ZM12 158V159H11ZM22 158V159H21ZM33 158V159H32ZM41 158V159H40ZM105 158V159H104ZM121 158H122V160H121ZM126 158V159H125ZM190 158V159H189ZM199 158V159H198ZM2 159V160H1ZM13 159H15V160H13ZM32 159V160H31ZM64 161H63V160ZM73 159V160H72ZM75 159V160H74ZM83 159V161H81ZM100 159V160H99ZM144 159V160H143ZM151 159V160H150ZM175 159V158H174ZM173 159V160H174ZM183 159V160H182ZM201 159V160H200ZM9 162H8V161ZM18 160L20 161V162H18ZM29 161L28 163L27 162H25V161ZM70 160H72V161H70ZM85 160V161H84ZM96 160V161H95ZM126 160V161H125ZM131 160V161H130ZM142 160V161H141ZM196 160V164L195 165H197V166H195L194 165V162L193 161H195ZM198 160V161H197ZM200 160V161H199ZM4 161V162H3ZM9 163H7V162ZM16 161V163H14V162ZM56 161H57V164H56ZM62 161H63V164H62ZM66 161H67V163H66ZM109 161V162H108ZM111 161H113L112 163H111ZM118 161V162H117ZM129 161V162H128ZM150 161L153 163V162H155V164L153 163H150ZM166 161H165V163H166ZM24 162V163H23ZM31 162H32V164H31ZM43 162V163H42ZM44 162H46V163H49V164H51V163H53V165L51 164L50 165V167H49V164H47L46 165V163H44ZM51 162V163H50ZM71 162H73V163H71ZM75 162V163H74ZM85 162V163H84ZM169 162V161H168ZM171 162H172V160H171ZM174 162V161H173ZM172 162V163H173ZM4 163V164H3ZM7 163V164H6ZM17 163H19V165H18V168L21 166V169L19 170L17 167H15V166H17L16 164ZM22 163V164H21ZM31 164V168H30V164ZM92 163V164H91ZM102 163V164H101ZM117 165H116V164ZM150 163V164H149ZM164 163V162H163ZM164 163V164H165ZM179 163V162H178ZM186 163V162H185ZM222 163V164H221ZM9 165L10 167H2L3 165ZM13 164H15V165H13ZM24 164H25V166H24ZM27 164H29V165H27ZM36 164V165H35ZM38 164H40V166L38 167ZM42 164H44V165H42ZM58 164H60V166H58ZM86 164H87V166H86ZM97 164V165H96ZM132 164V165H131ZM139 164V165H138ZM158 164V165H157ZM217 164V165H216ZM11 165L12 166H14V168L13 167H11ZM56 165V166H55ZM62 165L63 166H65V168L67 169H64V168H62ZM88 165H90V166H88ZM94 165V166H93ZM109 165V166H108ZM126 165V166H125ZM131 165V166H130ZM167 165H169L168 163H167ZM191 165H193V166H191ZM33 166H35L36 167V170H35V167H33ZM44 166V167H43ZM47 166V168L46 169H49V172L48 171H46V170H44L45 169V167ZM54 166V167H53ZM67 166V167H66ZM74 166V167H73ZM80 166V167H79ZM103 166V167H102ZM121 166V167H120ZM129 166V167H128ZM184 166H186V167H184ZM191 166V167H190ZM29 167V168H28ZM34 169H33V168ZM43 167V168H42ZM69 167V168H68ZM87 167H88V169H87ZM106 167V168H105ZM184 167V168H183ZM189 167V168H188ZM256 167V166H255ZM12 168V169H11ZM26 170H24V169ZM27 168L28 169H30V172H32V170H35V171H33L32 173H30L29 172V170H27ZM41 168H42V170H41ZM64 170V171H62V169ZM78 168V169H77ZM80 168V169H79ZM98 168V169H97ZM103 168V169H102ZM117 168V169H116ZM146 168H148V169H146ZM154 168V169H153ZM166 168V169H165ZM173 169V171H172V169ZM178 168V169H177ZM179 168H181V171L179 170ZM13 169H17V171L18 172H20L21 174L19 175V173L16 171V170H14L13 171ZM38 169H40V171H38ZM52 169V170H51ZM69 169V170H68ZM73 169V171H71ZM115 169V170H114ZM140 169V170H139ZM146 169V170H145ZM152 169H153V171H152ZM7 170H9L8 172H10V170H11V173L10 174H13L14 176L12 177V175L11 176H9L10 174H8V172H7ZM23 170V171H22ZM51 170V171H50ZM75 170H77V171H75ZM84 170H85V173L84 174H82V176H81V173H83L84 172ZM93 170V171H92ZM112 170V171H111ZM157 170V171H156ZM162 170H166V171H162ZM176 170V171H175ZM177 170H179V171H177ZM257 170V169H256ZM29 173H28V172ZM36 171H38V172H36ZM56 173H55V172ZM61 171H62V173H61ZM65 171H66V174H67V177H66V174H65ZM78 171H80V172H78ZM88 171V172H87ZM5 172V173H4ZM34 172L35 173H38L39 174V176H37L36 174H34ZM55 173L54 175H56V176H54L53 175V173ZM75 174H74V173ZM77 172V173H76ZM93 172V173H92ZM114 172H115V174H114ZM176 172V173H175ZM3 173H4V175H3ZM16 173H18V175L19 176H22V177H18V175L16 174ZM25 173V174H24ZM26 173H28V175L27 176H29L30 177V175L31 174H34L32 177L33 178H35V179H33V178H28L27 176V178L25 177V175H26ZM43 173H45V174H43ZM51 174V175H49V174ZM62 174L63 176V178L62 179H64L65 181L67 180V182L66 183H64L65 181H63V183H64V185H62L63 183H61L62 181H61V178L60 179H56V178H58V177H60L59 175L60 174ZM65 175H64V174ZM96 173V174H95ZM101 173H102V175H101ZM105 173V174H104ZM107 173V174H106ZM48 174V175H47ZM58 174V175H57ZM74 174V175H73ZM85 174H87L86 176H84ZM151 174V175H150ZM153 174V175H152ZM157 174H160V175H162L163 177H165V178H167V177H170V178H168V180H167V182H166V180L164 179H161L162 181H160V180H158V179H160L158 176H157ZM7 175V177H5ZM46 175V176H45ZM77 175V176H76ZM98 175V176H97ZM114 175V176H113ZM159 175V176H160ZM187 175V179H186V176ZM4 176V177H3ZM16 176V177H15ZM35 176V177H34ZM43 176H45V177H43ZM69 176H70V178H72V180H71V182H69V180H70V178H69ZM92 176V177H91ZM105 176H107V177H105ZM109 176V177H108ZM152 176V177H151ZM161 176V178H163ZM177 176H178V178H177ZM183 176V177H182ZM3 177V178H2ZM25 177V178H24ZM43 177V178H42ZM47 177H48V179H47ZM88 177V178H87ZM90 177V178H89ZM103 177V178H102ZM148 177V178H147ZM173 177V178H172ZM175 177V178H174ZM185 177V178H184ZM8 179L9 180V178H11L8 182L7 181H4V180H2V179ZM15 178V179H14ZM17 178H19V179H17ZM52 178V179H51ZM55 178V179H54ZM84 178V179H83ZM87 178V179H86ZM92 178V179H91ZM98 178V179H97ZM100 178V179H99ZM107 178V179H106ZM183 178V179H182ZM5 179V180H6ZM13 179V180H12ZM18 180V182H16L17 180ZM25 179V180H24ZM29 179H33L32 180V182H31V180H29ZM50 179V180H49ZM54 179V180H53ZM79 179H82V180H79ZM89 179V180H88ZM95 179V180H94ZM179 179V180H178ZM26 180H29L30 182H31V185H30V183L28 182V181H26ZM36 180H38V181H36ZM49 180V181H48ZM51 180H53V181H51ZM75 182H74V181ZM76 180H78V182H80V184L76 181ZM155 180V181H154ZM184 180H185V182H184ZM21 181L24 183H21ZM35 181H36V184H34L35 183ZM61 181V182H60ZM74 183H73V182ZM83 183H82V182ZM157 181H160V182H157ZM179 181V182H178ZM183 181V182H182ZM6 182V183H5ZM13 182V183H12ZM51 182H55V184L54 183H51ZM59 182V183H58ZM68 182L70 183V185L68 184ZM163 182V183H162ZM170 182H172V184L170 183ZM176 182V183H175ZM27 183V184H26ZM29 183V184H28ZM58 183V184H57ZM71 183H73L72 185L73 186H71ZM98 183V184H97ZM100 183V184H99ZM109 183V184H108ZM128 183V184H127ZM189 183V184H188ZM210 183H213V184H210ZM217 183V184H216ZM8 186H7V185ZM10 184V185H9ZM48 185V187H46V185ZM50 184V185H49ZM61 184V185H60ZM67 184V185H66ZM77 184V186L75 187V185ZM84 184V185H83ZM89 184V185H88ZM94 186H93V185ZM126 184V185H125ZM162 184V185H161ZM171 184V185H170ZM187 184V185H186ZM26 185H28V186H26ZM30 185V186H29ZM39 185V184H38ZM44 185H45V187H44ZM51 185H52V187H51ZM57 187H56V186ZM60 185V186H59ZM69 185V186H68ZM79 185H80V187H82L81 189H80V187H79ZM99 185V186H98ZM117 185V186H116ZM119 185V186H118ZM183 185H186V186H183ZM200 185V186H199ZM212 185V186H211ZM3 186H4V188H3ZM51 188H50V187ZM59 186V187H58ZM83 186H85V188L83 187ZM89 186V187H88ZM113 186V187H112ZM128 186V187H127ZM170 186V187H169ZM192 186H194L193 188H192ZM34 187H37V188H39L38 186H34ZM56 187V188H55ZM69 187V188H68ZM75 187V188H74ZM88 187V188H87ZM182 187V188H181ZM185 187H187V188H185ZM213 187V188H212ZM16 188V189H15ZM50 188V189H49ZM58 188V189H57ZM71 188V189H70ZM100 188V189H99ZM103 188V189H102ZM107 188V189H106ZM185 188V190H183ZM189 188V189H188ZM12 189L11 190H9V191H12ZM30 189H34V188H30ZM62 190V192H61V190ZM67 189L69 190L68 192H67ZM78 189V190H77ZM95 190V193H93L94 192V190ZM112 189V190H111ZM216 189H217V191H216ZM60 192H59V191ZM93 190V191H92ZM107 190V191H106ZM203 190V191H202ZM53 192L52 194H50L49 192ZM177 191H178V193H177ZM180 191H181V193H180ZM185 191V192H184ZM20 193L22 192V191H19ZM27 192V191H26ZM46 192H48V193H46ZM59 192V193H58ZM66 194H65V193ZM80 192V193H79ZM184 192V193H183ZM190 192V193H189ZM200 192V193H199ZM203 192V193H202ZM13 193H16V192H13ZM12 193V194H13ZM28 193V192H27ZM26 193V194H27ZM44 193L42 194V195H44ZM61 193V194H60ZM71 193H73V194H71ZM77 193V194H76ZM101 193V194H100ZM104 193V194H103ZM124 193V194H123ZM195 193V194H194ZM197 193V194H196ZM10 194H11V192H10ZM22 194L23 195H21V196H25L24 198L25 199H27L28 198V196L27 195H24L25 193L24 192H22ZM57 194V195H56ZM59 194V195H58ZM80 194V195H79ZM95 194V195H94ZM178 194V195H177ZM181 194H182V196H181ZM185 194V195H184ZM14 195V194H13ZM46 195V196H47ZM48 195V196H49ZM54 195V196H53ZM61 195V196H60ZM64 197H63V196ZM76 195H77V199H76ZM79 195V196H78ZM133 195V196H132ZM179 195H180V197H179ZM45 196V195H44ZM45 196V197H46ZM56 196V197H55ZM58 196H60V197H62L64 200H65V203H63V205H60V203L62 204V202H64V200H62V198H60V197H58ZM72 196V197H71ZM74 196H75V198H74ZM97 196H98V198H97ZM103 198H102V197ZM106 196V197H105ZM129 198H128V197ZM131 196V197H130ZM30 197V196H29ZM119 197V198H118ZM127 197V198H126ZM135 197V198H134ZM55 198V199H54ZM72 198H74V199H72ZM94 198H95V200H94ZM99 198H100V200H99ZM107 200H106V199ZM121 198V199H120ZM124 200H123V199ZM133 198V199H132ZM138 198V199H137ZM47 199H48V197H47ZM50 199V198H49ZM60 201H59V200ZM97 199V200H96ZM128 199V200H127ZM135 199V200H134ZM68 200V202H66ZM72 200H76L75 202L74 201H72ZM99 200V201H98ZM131 200H132V202H131ZM137 200V201H136ZM28 201V200H27ZM51 201V200H50ZM54 201V202H53ZM62 201V202H61ZM95 201H96V203H97V205H96V203H95ZM108 201H109V203H108ZM111 201V202H110ZM139 201V202H138ZM56 202V203H55ZM73 202V203H72ZM100 202V203H99ZM103 202V203H102ZM136 202V203H135ZM179 202H181V203H179ZM9 203V202H8ZM80 203V204H79ZM112 205H111V204ZM131 203V204H130ZM133 203H135V204H133ZM177 203V204H176ZM187 203V204H186ZM57 204H59L58 206H57ZM70 204V206H68ZM73 204V205H72ZM101 204V205H100ZM108 204V205H107ZM126 204V205H125ZM127 204H129V206L127 205ZM184 204H185V206H184ZM8 205V204H7ZM53 205V204H52ZM66 205V206H65ZM77 205V206H76ZM80 205H82V206H80ZM103 205V206H102ZM105 205L106 206H108V207H105ZM111 205V206H110ZM114 205V206H113ZM131 205V206H130ZM54 206V205H53ZM63 206V207H62ZM76 206V207H75ZM96 206V207H95ZM135 206V207H134ZM181 206H183V207H181ZM8 207H11L10 206V203H9V205H8ZM65 207V208H64ZM82 207V208H81ZM99 207V208H98ZM113 207V208H112ZM124 207V208H123ZM131 207V208H130ZM180 207V208H179ZM78 208V209H77ZM79 208H80V210H79ZM95 208V210H90V209H94ZM101 208V209H100ZM135 208V209H134ZM12 209V208H11ZM73 209V210H72ZM85 209V210H84ZM86 209H88V210H86ZM110 209V210H109ZM182 209V210H181ZM187 209V210H186ZM6 210H9V208L7 209V207H6ZM13 210V209H12ZM11 210V211H12ZM104 210V211H103ZM10 210L9 211H4L3 213L4 214H6L5 212H8L7 213V215H12L11 213H13V211L11 212ZM62 211V212H63ZM113 211V212H112ZM123 211V212H122ZM185 211V212H184ZM9 212H11V213H9ZM67 212V213H68ZM71 212V213H72ZM80 212V213H79ZM93 212V213H92ZM101 212H103V213H101ZM199 212V213H198ZM40 213V212H39ZM66 213V215H68ZM88 213V215L86 216V214ZM0 214H2L1 212H0ZM36 214H38V213H36ZM41 214V213H40ZM40 214H38L39 216H40ZM106 214V215H105ZM118 214V215H117ZM126 214V215H125ZM37 215V216H38ZM64 215V214H63ZM70 215V214H69ZM69 215H68V218L67 219H71V218H69ZM77 215V216H76ZM99 216V218H98V216ZM102 215V216H101ZM41 216H43V215H41ZM41 216H40V218H41ZM80 216V217H79ZM83 216V217H82ZM89 216V217H88ZM94 216V217H93ZM96 216V217H95ZM111 216V217H110ZM56 217V218H55ZM63 217V216H62ZM92 217V218H91ZM107 217V218H106ZM47 218V217H46ZM97 218V219H96ZM63 219H65V217L63 218ZM67 219H66V221L64 220V222L63 223H68V221H67ZM89 219H91L90 221H89ZM107 219V220H106ZM122 219V220H121ZM126 219V220H125ZM60 221H62L61 219H59ZM74 220V219H73ZM72 220V221H73ZM95 220V221H94ZM104 220V221H103ZM106 220V221H105ZM115 220V221H114ZM38 221V220H37ZM75 221V220H74ZM110 222V224H109V222ZM53 222H55L54 220H53ZM96 222H97V224H96ZM37 223V224H36ZM56 223V222H55ZM58 223V222H57ZM63 223H61V224H59V225H61V226H64L63 225ZM73 223V222H72ZM105 223H107V224H105ZM137 223V224H136ZM74 224V223H73ZM74 224V226H76ZM104 224V225H103ZM139 224V225H138ZM165 224V225H164ZM51 225V224H50ZM107 225H109L111 228L114 226V228H113V230H114V234H113V232H112V229L109 227V226H107ZM117 225V226H116ZM173 225V226H172ZM37 226V227H38ZM68 227V225H65L64 227ZM70 226H72V225H70ZM104 226V227H103ZM142 228H141V227ZM165 226V227H164ZM36 227V228H37ZM73 227V226H72ZM100 228L99 230H98V228ZM117 227V228H116ZM22 228V227H21ZM19 229L18 227L16 228L17 230H19V231H21L22 229ZM69 228V227H68ZM77 228V229H76ZM103 228V230H104V233L102 234V229ZM104 228H106V229H104ZM119 228V229H118ZM161 228H163V229H161ZM35 229V228H34ZM40 229V230H41ZM50 229V231H51V229H53V228H49ZM72 229V230H73ZM81 229V230H80ZM88 229H97L98 231H96V233H97V235L95 236V234L94 235H91V233H89V232H91V231H88ZM109 229H111L110 231H109ZM168 229V230H167ZM118 230V231H117ZM119 230H122V232L120 231L119 232ZM127 230V231H126ZM136 230V231H135ZM158 230H159V233H158ZM14 231V230H13ZM36 231V232H37ZM83 231H85V232H87V233H85V232H83ZM108 231V232H107ZM117 231V232H116ZM172 231V232H171ZM182 233H181V232ZM59 232V231H58ZM100 232V233H99ZM115 232H116V234H115ZM119 232V234H117ZM177 232V233H176ZM41 233V234H40ZM59 233V235H61ZM74 233H75V235H74ZM121 233V234H120ZM123 233V234H122ZM165 233V234H164ZM176 233V234H175ZM35 234V233H34ZM39 234L42 236H39ZM56 234H57V232H56ZM99 234V235H98ZM101 234L103 235V237L101 236ZM110 234H112V235H110ZM143 234V235H142ZM174 236H173V235ZM179 234V235H178ZM109 235V236H108ZM113 235L115 236V237H113ZM154 235V236H153ZM170 235V236H169ZM2 236H4L3 238H2ZM33 236H34V239H33ZM53 236V235H52ZM108 236V237H107ZM133 236V237H132ZM159 236H161V237H159ZM257 236V237H256ZM11 237V236H10ZM51 239H50V238ZM61 237V236H60ZM151 237V238H150ZM4 238H5V240H4ZM8 238H9V236H8ZM43 238V239H42ZM45 238V239H44ZM47 238H49V240H46ZM95 238V239H94ZM116 238V239H115ZM118 238V239H117ZM124 238V239H123ZM126 238V239H125ZM261 238V239H260ZM123 240V241H122ZM134 240V241H133ZM155 240V241H154ZM12 241H13V243L15 244V245H13V243H12ZM47 241H48V243L50 242H52V244L51 245H49L48 247H47ZM55 241H57V243H59L58 242V239H56ZM59 241H60V238H59ZM157 241V242H156ZM177 241V242H176ZM251 241V242H250ZM23 242H26V240L25 241H23ZM21 243V244H24V243ZM27 242L25 243V244H27ZM155 242V243H154ZM249 242V243H248ZM30 243H28V244H30ZM95 243V244H94ZM117 243V244H116ZM126 243H127V245H126ZM162 243H163V245H165V246H163L162 245ZM18 244H20V242L18 243L17 242V245ZM20 244V245H21ZM56 244V243H55ZM95 246H94V245ZM122 244H124V245H122ZM156 244V245H155ZM242 244V246H240ZM57 245V244H56ZM118 245V246H117ZM121 245V246H120ZM126 245V246H125ZM259 245H261V246H259ZM43 246V247H42ZM53 246H51V248L50 249H52V247ZM120 246V247H119ZM26 247V248H25ZM28 247H30V248H32V249H30L29 250V248ZM127 247V248H126ZM165 247V248H164ZM25 248V249H24ZM28 248V249H27ZM44 248H45V250L46 251H43L44 250ZM129 248H131L132 250H130ZM134 248V249H133ZM148 248V249H147ZM142 249V250H141ZM166 249V250H165ZM228 249V250H227ZM128 250V251H127ZM140 250V251H139ZM146 250H147V252H146ZM154 250V251H153ZM169 250V251H168ZM230 250V251H229ZM239 250H241V251H239ZM134 252V253H132V252ZM146 252V253H144V252ZM233 251V252H232ZM237 251V252H236ZM1 252H2V254H1ZM61 252V253H60ZM154 252V253H153ZM155 252L157 253V254H155ZM161 252V253H160ZM163 252V253H162ZM168 252H169V254H168ZM33 253V254H32ZM132 253V254H131ZM138 253V256L136 255ZM143 256H141L140 254ZM143 253V254H142ZM234 253H238L237 255L236 254H234ZM241 255H240V254ZM4 254V255H3ZM129 254V255H128ZM154 254H155V257H153L154 256ZM188 254V255H187ZM243 254V255H242ZM7 255V257H5ZM47 255V256H46ZM55 255V256H54ZM137 257H135V256ZM149 255H150V258H148L149 257ZM153 255V256H152ZM158 255V256H157ZM147 256V257H146ZM152 256V257H151ZM28 257V258H29ZM133 257H135V258H133ZM139 257H141V258H148V259H146L145 258V260L146 261H143V259L142 260H140V258ZM160 257H161V259H160ZM229 257H230V259H229ZM236 257V258H235ZM66 258V259H65ZM138 258H139V260H138ZM158 258V259H157ZM168 258V259H167ZM135 259V260H134ZM153 259V260H152ZM103 260V261H102ZM138 260V261H137ZM150 260V261H149ZM156 260H158V262L156 261ZM161 260H163L162 262H160ZM24 261V262H23ZM141 261H143V262H141ZM154 261V262H153ZM21 262H23V263H21ZM65 262H63V264L65 263ZM148 262V263H147ZM156 262V263H155ZM41 264H43V263H41Z\"/></svg>",
	"mask_w": 264,
	"mask_h": 264
},
{
	"label": "bare ground",
	"instance_id": "obj_2",
	"mask_svg": "<svg viewBox=\"0 0 264 264\" xmlns=\"http://www.w3.org/2000/svg\"><path fill=\"white\" fill-rule=\"evenodd\" d=\"M67 1V0H66ZM65 1V2H66ZM69 1V0H68ZM141 1H143V0H76V1H74V2H72V1H70V2H72L71 4L69 3L68 4V2H67V4L65 3H62L63 5H66V6H63L60 2V6L62 5V7L60 8V6L58 5V9L57 10H59L58 12H56V16H55V11H57V10H55V9H53V10H55V11H53L52 9V11L54 12V14H53V12L52 11H50V13L51 14H53L52 15V17L53 16H55V20L51 23L52 25L50 26V22H47V25L49 24V26H50V28H53V29H48L47 31H48V33H47V35L45 34V32L43 33V31H42V29H40V31H42L41 33L40 32H38L39 34H40V36H44V38L43 39H46V37H47V40H46V43H45V41L43 40V39H40L41 41H42V43H41V41H39L38 39V42H36V44L38 45V46H40V48H38L37 47V45L35 46L34 45V41L36 40H34V37H32L33 38V45H32V41H30V39H28V38H26V39H23V41L22 40H20L19 38V40L17 41L18 43V50H17V58H18V68H19V71L21 72V74H20V77L22 76V75H24L25 76V78L24 79H26V78H31V75H32V79L34 78V79H36L37 77L36 76H38V80L40 79V80H42V78H40V76L41 77H43V75L45 74V72L47 73V71L48 72H50V73H52L55 77H57L56 75H60V80H58V82H59V84L60 85H58V83L55 81V83H54V81L53 80H50V78H49V76L50 75H52V74H49V76L47 75V74H45L46 75V77L44 76L43 77V79L45 78H47V81L48 80H50V81H53V82H51V85L50 84H46V87H44L43 85H45V83H44V80H42V82H40V83H44V84H42V86H40L38 83H39V81L36 79V81H32V79H31V84L28 82L29 80H30V78H29V80L27 81V79L25 80L26 81V84H24L25 82H24V80L23 81H21L20 80V78L19 77H17L16 75H14V76H16V78L15 77H13V78H15L16 80H20V81H17L18 83L19 82H23V83H21V84H24L25 86L27 85V87H25L24 85H19V87H22L23 88V91L25 90L24 88H27L26 90L27 91H25V92H27V93H31V92H35V89L33 88V87H31V86H29V84L30 85H35L36 84V82H37V84H36V90L38 91L39 89L41 90V88L43 87L44 89L46 88L47 89V87H48V89L49 90H41V94H42V91L43 92H45V93H47L48 95H47V99H49L48 101L50 102V101H52V102H54V104L52 103V102H50L52 105H50V103L47 101V99H46V101H47V105H49L50 106V108H51V106L53 107H55L56 108V106L55 105H57V113H56V109L55 108H53L54 110H55V112L53 111V113L52 114H57L58 115V119H60L61 121H60V123L61 122H64V121H68V123L69 124H71L72 122H74V120L76 121V124H77V122H80L81 124H84V127H87V126H85L86 124L88 125V123H91L92 124V122L94 123V120H96V119H101V118H107V120L106 121H109L110 119L112 120V122H114V123H116L117 125V127L115 126V124L113 125V126H115L117 129V131L118 132H120L119 134H117V135H120V134H122V138H125V139H122L121 138V136H119V138L120 139H122L123 140V142H124V140H126L127 141V143H129L130 144V147H131V143L133 144V142H136L137 140H135V138L139 135V136H141L140 137V139H142V136H146L145 137V139H144V137H143V141H141L140 139H138L139 138V136L137 137V139H138V141H137V143L138 144H136V147H140V146H144L145 144H142L141 145V143L140 142H143V143H145L144 142V140H146L147 141V139L146 138H148V140H150V141H147L146 143H149L150 144V142L151 143H153L152 145H154V144H156V142L158 143V146L160 145L161 146V149H160V151H158V153H159V156H160V154H161V151H162V149L163 148H165V144H163V143H165V142H163L164 140H166V145L168 146V148H166V149H168V150H164V151H162L163 153H166L167 154V156L169 155V154H171V152H170V150H172L173 148H174V146L176 145L178 148H176V146H175V148H174V150H173V153H172V155L175 153V156L177 155L176 154V150H178L177 151V153L178 154H180L181 156H182V158L183 157H185V156H183V152H180L181 150L180 149H182V150H184V148H185V150L184 151H187L189 148L191 149V151H195V148L197 147V146H201L202 144L203 145H207L206 147V149H207V152H208V157L210 158V159H212V160H216L217 162L220 160L222 163L224 162V160L222 161V159L221 158H223V152H225L224 150H222V149H218L217 148V146L218 145H216V143L217 144H219L218 142L221 140V138H223L224 139V137L225 136H229V137H225V139H228L229 141H230V139H232V140H237L236 138L234 139L233 137L234 136H232L231 137V135L234 133V132H232V131H234V130H237V132L235 131V134L237 133L238 135H240V136H243L242 134H243V130L245 129H243V130H241L240 128V126L242 125V124H239L240 122L239 121H237L238 123L237 124H239V125H237V124H235L236 122L234 121L237 117L239 118V116H240V118H245V115L244 114H246V112H248L247 114L248 115H250L249 117L247 116V114H246V117H248L249 118V127H251L250 126V122H253V121H255V122H257L260 126H258V128H262V131H261V133L264 131V1H262V2H255V3H258V4H256L255 5V3H254V6H251L252 8H250V6H249V9L248 8H245V7H247L248 5H250V4H253V3H250V4H248L247 3V6H245L244 8H243V10H241L240 8H239V6L241 7V4H242V7L246 4V2H248V1H245L244 0V3L242 2V0H239L240 2H242V3H240L238 0H222V2L220 3V1L219 2H217V0H212V2H214V1H216V2H214V3H212V5L213 4H215L216 3V5H218L217 3H220L221 5L219 6V7H221V8H219L218 6H216V5H213V7L211 8V10L214 8H219V11H221V13L218 11L217 13H214L215 15L216 14H221V16H219L218 15V17L219 18H217L218 20H221L220 19V17H222V19H224L223 20V22H222V20H221V22L220 21H214L216 24V27H215V29H214V25L212 24V21L211 20H209L212 16L208 13V11H210V9L209 10H206V12L208 13V15L207 16H210V17H203L202 19H198V20H200V21H204V23H205V20L207 19L208 20V22H206L205 23V26H206V24L208 23V25L211 23L212 25H213V28L212 27H210V28H208L207 27V29L205 30L204 29V27L205 26H203V30H204V33H203V31L201 30L200 31V28L197 26V22L193 19V21H194V24L192 23V24H190V26H187L188 24H189V22L187 23V25H185V24H183V26H181V27H175L174 26V28L175 29H177L175 32H172V31H174L173 29V26L172 25H174V24H172L171 26H169L168 24L167 25H163V26H165V27H163V28H165L164 30H162V28L161 29H159L160 30V32H161V34H160V32H159V35H156L157 37L158 36H160L161 37V42H160V40L158 41V42H160V45H158V44H156V42L154 43V40L152 41L153 42V44L157 47H159L161 50H158L159 48H148V50H147V47H143L142 46V48H141V50L143 51V50H145L146 49V51H144L145 53H147V51H148V53H150L151 52V49H156V52H157V50L158 51H160L159 52V55L157 54L156 55V52H155V55H154V53L152 54V52H151V55L150 54H148L147 53V55H145L144 54V52H143V55L142 54H140L139 52H141L142 53V51L141 50H139L138 51V53L134 50H132V51H130V50H128V51H125V52H122L123 50H120V52L118 51V49H117V51H116V47H115V49L113 48L112 49V46H114V44H116L117 42H118V40L119 39H117V42L115 43V41H114V44L111 46V44H112V42L110 43V40H112V39H110V32L108 31V29H107V31H105L104 30V26H105V23H107L106 22V18H108L109 17V19H111L112 17H116V19H115V21L117 20L119 23H120V21L122 20V18L120 19V18H118V16H120L121 17V15L123 14V13H126L128 10H130V12H132L131 11V9L132 8H135V7H139V5L142 3V5H143V3L144 2H141ZM145 1V0H144ZM153 1V0H152ZM152 1H151V3H152ZM154 1H156L157 2V0H154ZM159 1V0H158ZM166 1V0H165ZM169 0H167L166 1V4H169V3H167ZM180 2V0H177V2ZM183 1H185V0H183ZM182 0H181V3L183 2ZM196 1V0H195ZM200 1V0H199ZM209 1H211V0H209ZM208 1V2H209ZM234 1H236L235 2V6L238 4L239 6H236L237 8H238V10H237V8L236 7H233L234 5H233V3L232 2H234ZM146 2V4L147 5H145L144 4V8L145 9H147L146 7L148 6V2H150V1H145ZM159 2H161V1H159ZM164 2V1H163ZM162 2V3H163ZM170 2L171 3H173V2H176V0L174 1L173 0V2H172V0H170ZM177 2L175 3V4H177ZM190 1H188V3H189ZM206 2H207V0H206ZM205 2V3H206ZM207 2V3H208ZM230 2L232 3V5H229L230 4ZM137 3H140L139 5L137 4ZM150 3V4H151ZM161 3V4H162ZM165 3V2H164ZM170 3V5L172 6V5H174L175 6V4H171ZM195 3V2H194ZM203 3V2H202ZM205 4V5H203V6H205L204 8H208V6L210 7V4L209 3H211V2H209L208 4ZM240 3V4H239ZM28 4V3H27ZM53 5H55L54 3H52ZM157 4L159 5V3L157 2ZM185 4V3H184ZM244 4V5H243ZM52 5V6H53ZM57 5V4H56ZM151 5H153V3L151 4ZM206 5H208V6H206ZM211 5V6H212ZM20 6V5H19ZM176 6H178V5H176ZM215 6V7H214ZM228 6H232L233 8H235L234 10H233V8H232V10H230L229 8H228ZM55 7H57V6H55ZM152 7V6H151ZM154 7H155V5H154ZM157 7V6H156ZM155 7V8H156ZM166 7V6H165ZM200 7H201V5H200ZM256 9H255V8ZM48 8V7H47ZM51 8V7H50ZM60 8V9H59ZM143 8V7H142ZM204 8H203V10H204ZM22 9V8H21ZM148 9H150V7H148ZM163 9V8H162ZM165 9V8H164ZM163 9V10H164ZM170 9V8H169ZM244 9L246 10V9H248L249 11H245L244 12ZM16 10L18 11V9H17V7H16ZM193 10V9H192ZM202 10V9H201ZM239 10H241V11H243L242 13H241V11L240 12H238ZM252 10V11H251ZM180 11V10H179ZM229 11H233L232 12V14H231V12H229ZM235 11H236V13L237 14H235ZM3 12V11H2ZM15 12V11H14ZM129 12V11H128ZM139 12V11H138ZM137 12V13H138ZM146 12V11H145ZM173 12V11H172ZM203 12V11H202ZM213 12H215V11H213ZM4 13L5 12H3V15H4ZM18 13H20V12H18ZM44 13V12H43ZM50 13H48V14H50ZM133 13V12H132ZM131 13V14H132ZM157 13H159V12H157ZM163 13V12H162ZM165 13H167L168 14V12H167V9L165 10ZM170 13V12H169ZM174 13V12H173ZM204 13V12H203ZM210 13H212V12H210ZM240 13V14H239ZM246 13V14H245ZM2 14V13H1ZM14 14V13H13ZM13 14H11V15H13ZM23 14V13H22ZM22 14L20 15V16H22ZM34 14H36L35 12H34ZM39 14H41V13H39ZM38 14V15H39ZM128 13H126V15H127ZM144 14V13H143ZM149 14V13H148ZM172 13H170V15H171ZM242 14V15H241ZM1 16L0 15V17H6L5 15L4 16ZM8 15V14H7ZM15 15H16V13H15ZM27 16V13L26 14H23V17H25V16ZM31 15V14H30ZM37 15V14H36ZM37 15V16H38ZM43 15V14H42ZM45 15V14H44ZM124 15L123 14V20H125L126 18H128L127 16L129 15ZM169 15V16H170ZM174 15V14H173ZM17 16V15H16ZM28 16H29V14H28ZM36 16V17H37ZM106 16H108V17H106ZM126 18H125V17ZM132 16V15H131ZM131 16L129 17L130 19H131ZM142 16V18H143V16H145V15H141ZM158 16V15H157ZM157 16H155V18L157 17ZM160 16V15H159ZM161 16H164L165 17V15H162L161 14ZM166 16H168V15H166ZM168 16V17H169ZM217 16V15H216ZM215 16V17H216ZM10 17V14L5 18V19H7L8 20V18ZM14 17V16H13ZM19 17V16H18ZM30 17H33V16H30ZM134 17V16H133ZM163 17V18H164ZM176 17V16H175ZM215 17H214V19H215ZM40 18V17H39ZM43 18V17H42ZM41 18V19H42ZM47 18H48V16H47ZM118 18V19H117ZM129 18L127 19V20H129ZM136 18V17H135ZM146 18V17H145ZM158 18H160V17H158ZM167 18V17H166ZM174 18V17H173ZM206 18V19H205ZM209 18V19H208ZM1 19V18H0ZM4 19V20H5ZM10 19V18H9ZM38 19V18H37ZM41 19H39L40 21H41ZM51 19V18H50ZM114 19V18H113ZM111 20V22H113L114 20ZM119 19H120V21H119ZM157 19V18H156ZM162 19V18H161ZM160 19V20H161ZM168 19V18H167ZM11 20H12V18H11ZM10 20V21H11ZM29 20H30V18H29ZM39 20H37L38 22L37 23H39V25L41 24L42 25V21L44 20H42L41 22H39ZM121 21V22H123L124 23V21ZM126 20V21H127ZM154 20V19H153ZM152 20V21H153ZM174 20H175V18H174ZM197 20V21H198ZM212 20H213V18H212ZM216 20V19H215ZM16 21V20H15ZM14 21V23H13V25L17 22V21H21V20H17L16 22ZM35 21H36V19H35ZM46 21V20H45ZM114 21V22H115ZM125 21V22H126ZM189 21H192V20H189ZM200 21H198V22H200ZM27 22V24H28V20L26 21ZM25 22V23H26ZM117 22V24L119 25V23ZM131 22V21H130ZM141 22V21H140ZM150 23H151V21H149ZM148 22V23H149ZM154 22H155V20H154ZM196 22V23H195ZM213 22V23H214ZM218 22H220V23H218ZM21 23H23V21L21 22ZM24 23V24H25ZM31 23V22H30ZM30 23H29V25H28V27L30 26ZM34 23V22H33ZM36 23V22H35ZM34 23V24H35ZM43 23H44V21H43ZM46 23V22H45ZM116 23V22H115ZM149 23V24H150ZM157 23V22H156ZM204 23H203V25H204ZM218 23V24H217ZM19 24V23H18ZM33 24V25H34ZM108 24H109V22H108ZM121 24V23H120ZM154 24V23H153ZM171 24V23H170ZM211 24H210V26H211ZM23 25V24H22ZM32 25V26H33ZM38 24H37V26H39ZM107 25V24H106ZM112 25V28H113V24H111ZM117 25V26H118ZM145 25H148V24H145ZM155 25V24H154ZM185 25V26H184ZM192 25V26H191ZM195 25V26H194ZM18 26H21V25H18ZM32 26H31V28H32ZM36 26V25H35ZM33 27V28H37V29H39L38 27ZM43 27H44V24L42 25ZM116 26V25H115ZM114 26V27H115ZM121 26H122V24H121ZM153 26V25H152ZM152 26H148L149 28L151 27V29H152ZM197 26V27H196ZM25 27H26V25H25ZM42 27V28H43ZM119 27L120 26H118V30H119ZM139 27V26H138ZM169 27V28H168ZM172 27V28H171ZM182 27H184V29L182 30ZM185 27H187V28H185ZM200 27H201V25H200ZM27 28V27H26ZM41 28V27H40ZM46 28V27H45ZM44 28V29H45ZM106 28V27H105ZM107 28H110V26L109 27H107ZM121 28V27H120ZM134 28V27H133ZM132 27H131V29H133ZM206 28V27H205ZM35 29H33L34 31H35ZM115 28H113V33H115L114 31L116 30H114ZM126 29V28H125ZM201 29H202V27H201ZM16 30V32H17V29H15ZM26 30V35H29V36H31V34L33 33H35V32H33L32 31V33L30 32L31 31V29L29 30V29H25ZM46 30V29H45ZM134 30H135V28H134ZM138 30V29H137ZM137 30H135L136 32H137ZM144 30V29H143ZM146 30V29H145ZM158 30V29H157ZM179 30V31H178ZM181 30V31H180ZM8 31V30H7ZM112 31V30H111ZM117 31V30H116ZM129 31H130V33L129 34H131V32H132V30H130L129 29ZM140 31V30H139ZM138 31V32H139ZM184 31H185V33H184ZM14 32V31H13ZM15 32V33H16ZM120 32V31H119ZM121 32H123L122 30H121ZM157 32V33H158ZM178 32V33H177ZM180 32H183V34H181ZM11 33V32H10ZM112 33V34H113ZM147 33V32H146ZM156 33V32H155ZM7 34H9V33H7ZM12 34V33H11ZM33 34H32V36H33ZM38 34V35H39ZM116 34H118V33H116ZM119 34H121V33H119ZM128 34V35H129ZM175 34V35H174ZM179 34V36L180 37H178L177 35ZM10 35V34H9ZM16 35V34H15ZM19 35V34H18ZM35 35H36V33H35ZM131 35H133V34H131ZM136 35V34H135ZM137 35H139L138 33H137ZM149 35V34H148ZM13 36V35H12ZM25 36V35H24ZM142 36H143V34H142ZM175 36H176V39H173V38H175ZM14 37V36H13ZM12 37V39L14 40V42H15V37L13 38ZM17 37V36H16ZM37 36H35V38H36ZM41 37V38H42ZM135 37V36H134ZM144 37V36H143ZM173 37V38H172ZM21 38V37H20ZM22 38H24V37H22ZM48 38H50V39H48ZM119 38H120V36H119ZM138 38V37H137ZM145 38V37H144ZM159 38V37H158ZM233 38V40H234V42H232L231 41V39ZM6 39V38H5ZM10 39V38H9ZM113 39H114V37H113ZM116 39V38H115ZM132 39V38H131ZM139 39V38H138ZM228 39H230V40H228ZM7 40V39H6ZM3 41V42H5V45L7 44V45H11V44H8V43H6L7 41ZM36 40V41H37ZM49 40H51V42H49ZM135 40V39H134ZM141 40V39H140ZM228 40V41H227ZM44 41V42H43ZM144 41H145V39H144ZM146 41H148V39L146 40ZM145 41V42H146ZM226 41V42H225ZM229 41H230V43L232 42L233 43V45H232V43L231 44H229V45H231V47H229V45L227 46L226 44L224 45V43L223 42H225V43H229ZM2 42V43H3ZM11 42H12V40H11ZM141 42H143V39H142V41ZM2 43H1V46H2ZM45 43V44H44ZM134 43H135V41H134ZM133 43V44H134ZM138 43V42H137ZM44 44V45H43ZM139 44H141L140 42H139ZM153 44L151 43V45L153 46ZM135 45V44H134ZM16 46V45H15ZM35 46V47H34ZM117 46V45H116ZM118 46H119V44H118ZM138 45H136V47H137ZM227 46V47H226ZM14 47V46H13ZM37 47V48H36ZM132 47V46H131ZM9 48V47H8ZM124 48V47H123ZM6 49V48H5ZM12 49V48H11ZM149 50H150V52H149ZM3 51H4V49H3ZM8 51H10V50H8ZM11 52V51H10ZM162 52V53H161ZM161 53V54H160ZM4 55V54H3ZM12 55V54H11ZM150 55V56H149ZM153 55V56H152ZM1 56V55H0ZM9 57H10V55H8ZM7 55H6V58L8 57ZM13 56V55H12ZM148 59L149 58V60H147L145 57ZM157 56H159L160 58H156ZM184 57V59H182V61H181V59H179V58H177V57ZM5 57V55L4 56H2L1 58H3L2 60H4V59H6V58H4ZM14 57V56H13ZM13 57H12V59H13ZM88 57L89 58H92V60H89L88 59ZM145 58L146 60H144V59H141V58ZM151 57H155V59H152ZM177 58V59H173V58ZM186 57L190 60V62H189V60H186ZM211 57H213V58H211ZM217 57L219 58V57H221V59L219 58V60H217ZM223 57V58H222ZM151 58V59H150ZM10 59V58H9ZM14 59H15V57H14ZM157 59H158V61H159V59H160V65L162 66H160L161 67V69L163 70V72H165V74H166V77L165 76H162V77H160L161 75H159V73H157L156 74V71L158 70V68L159 67H156L157 65L156 64H158L159 62L157 61ZM179 59V60H178ZM153 60L154 61H156L155 62V64L154 65H152V62H153ZM183 60H186V61H184L185 62V64L187 63L188 64V66L186 67V66H183L181 63L183 62ZM151 61V62H150ZM178 61V62H177ZM191 61L193 62V64L195 65H193L192 63H191ZM195 61V62H194ZM8 62V61H7ZM10 62V61H9ZM12 62V61H11ZM10 62V64H7V65H11L12 63ZM184 62H183V64H184ZM55 63V67L53 68L52 66H51V64H54ZM179 63V64H178ZM190 63H191V65L192 66H190ZM196 63V64H195ZM184 64V65H185ZM201 64H202V66L203 67H201ZM15 65H17V64H15ZM50 65V66H49ZM183 67H182V66ZM159 66V65H158ZM188 68V67H190V69H188L189 71L188 72H185V71H187L186 70V68ZM11 68H12V66H11ZM48 68H50V70L47 69ZM52 68V69H51ZM157 68V69H156ZM17 69V68H16ZM15 69V72L18 70H16ZM54 69V70H53ZM160 69V70H161ZM183 69H185V73L184 72H181ZM47 70V71H46ZM51 70H53L52 72H51ZM159 70V71H160ZM162 70L160 71V72H162ZM14 71V70H13ZM5 72H7V71H5ZM15 72H13L12 74H16ZM158 72V71H157ZM162 72V74L163 75H165L164 73ZM4 74V73H3ZM35 74V75H34ZM40 76H39V75ZM161 74V73H160ZM233 74H234V76H233ZM7 76H8V73L6 74ZM5 75V76H6ZM10 76H11V72H10V74H9ZM26 75H29V77L28 76H26ZM53 75H52V77H53ZM157 75H159V77L157 76ZM0 76H3V75H0ZM6 76V77H7ZM34 76V77H33ZM230 76H233V79H231V78H229ZM6 77H0L1 79L0 80H4ZM36 77V78H35ZM59 77V76H58ZM164 77V78H163ZM8 78V77H7ZM10 78V77H9ZM19 78V79H18ZM162 78V79H161ZM15 79H13V80H15ZM54 79H58V78H54ZM228 81H227V80ZM5 80H7V79H5ZM230 80H232L231 82H229ZM1 82V81H0ZM4 82V81H3ZM3 82L2 83H0V85L2 84V86L0 87V89H2V88H6V87H4V84H3ZM17 82H15L16 84H14V86L13 87H15V85H17V87H18V84H17ZM27 82H28V84H27ZM46 82V81H45ZM49 82V81H48ZM5 83V82H4ZM6 83H9V82H7L6 81ZM53 83V84H52ZM57 83V85H58V87H59V89H57L58 87H56L55 88V84ZM10 84V83H9ZM9 84H7V85H9ZM6 85V84H5ZM6 85V86H7ZM39 85V86H38ZM51 87H50V86ZM53 85V86H52ZM10 86V85H9ZM9 86H8V88L7 89H10V88H12V90H7V91H0V103L2 104H4L5 103V100L6 99H8L9 97H8V94L10 95V91H13L14 89H16V88H13L12 86L9 88ZM18 87V88H19ZM31 87V88H30ZM40 87V88H39ZM50 87V88H49ZM53 87L55 88V89H53ZM22 88H19L21 91H22ZM28 88H30V90L28 89ZM38 88V89H37ZM42 88V89H43ZM3 89V90H4ZM31 89H32V91H31ZM33 89H34V91H33ZM50 89H51V91L53 90L54 92V94L52 93V95L54 96V99H56V100H54L53 101V97H51V95L49 94L50 92ZM6 90V89H5ZM39 90V91H40ZM56 90H58V91H56ZM18 90H16V91H14V92H12L13 93V95L12 96H17V95H21V96H24V94L20 91H18L19 92V94L17 93H15V92H17ZM47 91V92H46ZM62 91V92H61ZM6 92H8V93H6ZM49 92V93H48ZM64 92V93H63ZM15 93V94H14ZM27 93H25V95L27 94ZM29 93V94H30ZM36 93H39V92H36ZM35 93V94H36ZM39 93V94H40ZM63 93V94H62ZM23 94V95H22ZM57 94V95H56ZM11 95H10V97H11ZM31 95H32V93H31ZM43 95V94H42ZM45 95L46 94H44L43 96H42V99L44 98V101H45ZM36 96V95H35ZM50 96V97H49ZM55 96H56V98H55ZM37 97V96H36ZM192 97V98H191ZM19 98H20V96H19ZM24 98H26V100L29 98H27V97H25L24 96ZM35 98V97H34ZM39 98H41V96L39 97ZM12 99H14V98H12ZM36 99V98H35ZM35 99H34V101H35ZM21 100H23V97L21 98ZM21 100H19V102H18V100H17V102H15V103H20L21 104ZM30 100H31V97H30ZM92 100V101H91ZM10 101V100H9ZM15 101H16V98H15ZM29 101V100H28ZM31 102V103H26V104H28V106H30L29 108H27V109H30L29 111L28 110H26V111H28L27 113H24V111H25V109H24V111H22V109L26 106V105H22V109H20L21 107H19V106H21V105H19L18 107H19V111L21 112L22 111V113L23 114H25V117H23V118H25V119H20V121L21 120H26V119H30V120H32V124L31 125H33V119L35 118V115L33 116V114H36L35 113V107H37L36 106V101L35 102ZM40 101H43V100H40ZM87 101V102H86ZM10 102H12L13 103V101L11 100ZM10 102H7L8 104L6 105V106H4L3 105V107H0V108H5V111H6V109L8 110V108L11 110V108L10 107H12V108H14L13 107V105L15 106V105H17V104H15V103H10ZM228 102H230L229 104H228V106H234V105H239L238 107H241L242 108V110H244V111H242L241 109H239V111H237L236 109H235V107H232V108H234L233 110H236V112H234L235 114H237V112L238 113H240V110H241V114L239 115V114H237L236 115V117L235 116H233V117H235V119L233 120L232 118H231V120L232 121H234V124H235V126L234 127H236V125L238 126V127H236V129L234 128V129H230V127L228 128V125H227V127H225V125H220L221 124V122H222V124L224 123H226V121L227 120H229L230 121V119H229V117H231L233 114L230 112V108H231V106H230V108H229V110H228V108L226 107L227 105V103ZM22 103H24V100H23V102ZM86 103H88V105H89V103H92L93 105H94V108L95 109H98V112L97 113H99V115L97 116V117H95V115H97V113L95 114L94 113V116H86V115H91V114H86L88 111L86 110V113L85 112H83V111H85V110H83V108H85L84 106L86 105ZM233 103V104H232ZM0 104V105H1ZM9 104H12V105H10V106H8ZM30 104V105H29ZM40 104H43V103H40ZM39 104V105H40ZM47 105H46V108H47V110L49 109L48 107H47ZM28 106H26V107H28ZM42 106V105H41ZM40 106V107H41ZM87 106V105H86ZM16 107V106H15ZM90 107V106H89ZM237 107V108H238ZM42 108V107H41ZM45 108V107H44ZM45 108V109H46ZM45 109H43V110H45ZM86 109V108H85ZM94 109V111L96 112V110ZM1 110V109H0ZM9 110V111H10ZM14 110V109H13ZM12 110V111H13ZM40 110V109H39ZM50 110V109H49ZM48 110V111H49ZM247 110V111H246ZM12 111H10V112H12ZM15 111H17L16 109H15ZM25 111V112H26ZM246 111V112H245ZM1 112H3L2 110H1ZM14 112V111H13ZM43 112V111H42ZM45 112V111H44ZM91 111L89 110V113H90ZM242 112H245L244 114L242 113ZM250 112V113H249ZM6 112H3V114H5ZM16 114H17V112H15ZM39 112H37V114H38ZM85 113V114H84ZM91 113H93V112H91ZM2 114V113H1ZM7 114V113H6ZM11 114V113H10ZM20 114V113H19ZM44 114V113H43ZM46 114H49L48 112L46 113ZM50 114H51V112H50ZM9 115V114H8ZM18 115V114H17ZM41 115H42V113H41ZM45 115V114H44ZM239 115V116H238ZM242 115H244V117H242ZM1 116H4V115H1ZM0 116V118H2ZM37 116V115H36ZM13 117H15V116H13ZM38 117H40V115L38 114ZM50 117V116H49ZM48 117V118H49ZM53 117H54V115H53ZM51 118V123H52V119H54L55 120V118ZM5 118V117H4ZM11 118H12V115H11ZM10 118V119H11ZM17 118V117H16ZM15 118V119H16ZM40 118H42V116L40 117ZM57 118H56V120L55 121H57ZM62 118V119H61ZM109 118V119H108ZM14 119V118H13ZM13 119L11 120V122L14 124V122H13ZM43 119V118H42ZM46 119V118H45ZM4 119H0V121H1V123H0V125L3 123L2 121H3ZM6 121H7V119H5ZM35 120H36V118H35ZM44 120V119H43ZM48 120V119H47ZM46 120V121H47ZM63 120V121H62ZM102 120V119H101ZM238 120V119H237ZM244 120H246V119H244ZM242 121V123H244V125L246 124L245 122H247V120L246 121ZM9 121V120H8ZM7 121V122H8ZM102 121H104V120H102ZM223 121H225V122H223ZM21 122H23V121H21ZM20 122V123H21ZM25 122H27V121H25ZM31 122V121H30ZM39 122V121H38ZM48 122V121H47ZM57 122H59V120L57 121ZM98 122H100V121H98ZM112 122H110L109 121V124H113ZM17 123V125H18V121L16 122ZM28 123V122H27ZM36 124H37V120H36V122H35ZM51 123H48L47 124V128L49 127L48 125L49 124H51ZM56 123V122H55ZM59 123V124H60ZM68 123H66V124H64L63 123V125H68ZM104 123L105 124H108V123H106L105 121H104ZM8 124H9V122H8ZM26 124V123H25ZM45 124V123H44ZM75 124V125H76ZM109 124H108V126H109ZM227 124V123H226ZM248 124V123H247ZM246 124V125H247ZM12 125V124H11ZM11 125L9 126V127H11ZM40 125V124H39ZM57 125H58V123H56V127L55 126H52V127H54L55 129H57ZM78 125H80L79 123L75 126V128H78ZM100 125H102V123L100 124ZM158 125V126H157ZM229 125H232L231 123H229ZM245 125V126H246ZM253 125V124H252ZM8 126V125H7ZM13 126V125H12ZM18 126H21V125H18ZM24 126V125H23ZM22 126V127H23ZM38 126V125H37ZM36 126V127H37ZM40 126H42V125H40ZM69 126V125H68ZM92 126V125H91ZM94 126V125H93ZM107 126V127H108ZM113 126H112V128H113ZM225 127L226 128V130H230L231 132H229L228 134H227V132H225L226 130L225 129H223L222 127ZM243 126V125H242ZM5 127V126H4ZM13 127H15V126H13ZM45 127V128H46ZM50 127H51V125H50ZM64 127V126H63ZM79 127H81V128H84L83 126H79ZM240 127V128H239ZM1 128V127H0ZM12 128V127H11ZM21 128V127H20ZM26 128V127H25ZM46 128V129H47ZM65 128V127H64ZM63 128V129H64ZM69 128V127H68ZM91 128H93V127H91ZM97 128V127H96ZM104 128V127H103ZM110 126H109V129H110V132H111V134L114 136H117L112 130L114 129H112ZM238 128V129H237ZM3 129V128H2ZM2 129H0V130H2ZM6 129V128H5ZM5 129H3V130H5ZM9 129V128H8ZM18 129H19V127H18ZM23 129V128H22ZM41 129V128H40ZM43 129L44 128H42V131H43ZM48 129H50V128H48ZM73 129H74V127H73ZM72 129V130H73ZM87 129L89 130L90 128H88L87 127ZM87 129H83V131H86L87 132ZM105 129H107V128H105ZM105 129H104V131H105ZM112 129V130H111ZM157 129H158V131H157ZM222 129V130H221ZM250 130H248V128L247 129H245V130H247L248 131V133L250 134V136H251V128H249ZM257 129V128H256ZM11 130V129H10ZM16 130V129H15ZM19 130H21V129H19ZM24 130V129H23ZM22 130V131H23ZM45 130V129H44ZM58 130H59V126H58ZM71 130V129H70ZM75 130V129H74ZM78 130V129H77ZM80 130V131H79ZM78 131L81 133V129H79ZM91 130V129H90ZM100 129H98V131H99ZM116 130H114V131H116ZM225 130V131H224ZM242 131V134H241V132L240 133H238V131ZM244 130V131H245ZM17 131V130H16ZM30 131V130H29ZM48 131V130H47ZM47 131H45V132H47ZM51 131H53V133H56V132H54V130H51ZM62 131H64V130H62ZM97 131V130H96ZM97 131V132H98ZM103 131V130H102ZM225 132V134L223 133V132ZM247 131H245V132H247ZM250 131V132H249ZM1 132H3V131H1ZM13 132L14 131H12V134H13ZM36 132V131H35ZM37 132H38V130H37ZM49 132H50V130H49ZM73 133L74 132H76V131H72ZM86 132H84L83 133V138L85 137L84 135H85V133ZM91 132H93V130L91 131ZM5 133V132H4ZM3 133V134H4ZM9 133V132H8ZM20 133V132H19ZM19 133H18V135H19ZM22 133V132H21ZM39 133V132H38ZM42 133H44V132H42ZM41 133V134H42ZM69 133V132H68ZM72 133V134H73ZM79 133V134H80ZM88 133H89V131H88ZM114 133V134H113ZM117 133V132H116ZM150 133H154V135L155 136H152V134H151V136H150ZM6 134V133H5ZM14 134H15V132H14ZM17 134V133H16ZM23 134V133H22ZM29 134V133H28ZM33 134H34V132H33ZM46 134V133H45ZM60 134V133H59ZM77 134V133H76ZM87 134V133H86ZM99 134V133H98ZM106 134V133H105ZM131 134H134L133 135V137H132V135ZM135 134L137 135V136H135ZM160 134V136H158L159 137V139L162 141L161 142V144H160V140L158 139H156V135H159ZM163 134L164 135H166L165 137H167V138H165L164 136H163ZM246 134V133H245ZM10 135H11V133H10ZM17 135V136H18ZM50 135V134H49ZM51 135H53V134H51ZM62 135V134H61ZM63 135H64V133H63ZM63 135H62V137H63ZM108 135V134H107ZM110 135V134H109ZM127 136V135H131V137H132V139L133 140H130V141H132V142H129V140H128V137H123V136ZM149 135V136H148ZM169 135V136H168ZM170 135L172 136V137H174V138H171L170 137ZM234 135V134H233ZM237 135V136H238ZM252 135H253V133H252ZM7 136V135H6ZM12 136V135H11ZM16 136V135H15ZM14 136V137H15ZM16 136V137H17ZM35 136V135H34ZM33 136V137H34ZM38 136H40V135H38ZM42 136V135H41ZM46 136V135H45ZM67 136V135H66ZM73 136V135H72ZM80 136H82L81 134H80ZM97 136V135H96ZM100 136V135H99ZM105 136V135H104ZM113 136H112V138H113ZM236 136V135H235ZM244 136H247V138H246V140L249 138V136L246 134V135H244ZM16 137H15V139H16ZM19 137H21V138H23L21 135L19 136ZM25 137H28L27 135H25ZM24 137V138H25ZM31 137V136H30ZM37 137V136H36ZM43 138H44V136H42ZM65 137V136H64ZM79 137V136H78ZM102 137V136H101ZM100 137V138H101ZM151 137H153L152 139H151ZM157 137V138H158ZM18 138V137H17ZM32 138V137H31ZM35 138V137H34ZM39 138V137H38ZM55 138V137H54ZM58 138V137H57ZM76 138V137H75ZM88 138V137H87ZM90 138H91V135H90ZM130 138V137H129ZM156 139V140H153V139ZM163 138H165V139H163ZM168 138L169 139H172V141L170 142V140L168 141ZM239 138V137H238ZM14 139V140H15ZM25 139H28V138H25ZM24 139V140H25ZM69 139V138H68ZM79 139V138H78ZM106 139V138H105ZM117 140H118V136H117V138H116ZM176 141H174V140ZM183 139L185 140V141H187V142H191V143H187V145H186V143H184V141H183ZM241 139H242V137H241ZM250 139V138H249ZM249 139H248V141H249ZM17 140V139H16ZM30 141H31V139H29ZM29 140H25V142L26 141H29ZM33 140V139H32ZM36 140V138L34 139V141ZM43 140V139H42ZM58 140V139H57ZM60 140V139H59ZM70 140H71V137H70ZM76 140V139H75ZM81 140V139H80ZM97 140V139H96ZM99 140V139H98ZM101 140H102V138H101ZM122 140H121V142H122ZM151 140H153V141H151ZM228 140H225V142L227 141L228 143H230ZM246 140H244V141H246ZM9 141V140H8ZM21 141V140H20ZM19 141V139H18V142H20ZM38 141V140H37ZM53 141V140H52ZM68 141V140H67ZM77 141V140H76ZM119 141V140H118ZM125 141V142H126ZM140 141V142H139ZM154 141H156V142H154ZM182 141V142H181ZM222 141V140H221ZM240 141V140H239ZM238 141V142H239ZM260 141V140H259ZM264 141V140H263ZM22 142V141H21ZM24 142V143H25ZM44 142H47V141H44ZM54 142H55V140H54ZM74 142V141H73ZM84 142V141H83ZM82 142V143H83ZM104 144H105V142L104 141H102ZM109 142V141H108ZM170 142V143H169ZM173 142H175L174 144H173ZM180 142V145L179 144H177V143H179ZM224 141H222V143H223ZM226 142V143H227ZM237 142V141H236ZM235 142V143H236ZM242 142L243 141H241V143L240 144H242ZM258 142V141H257ZM261 143L260 144H262V141H260ZM10 143V142H9ZM29 143V142H28ZM71 143V142H70ZM97 143V142H96ZM114 143V142H113ZM116 143V142H115ZM118 143V142H117ZM139 143H140V145H139ZM183 143H184V146L185 147H182L183 146ZM232 143V142H231ZM244 143V142H243ZM18 144V143H17ZM26 144H27V142H26ZM29 144H31V143H29ZM28 144V145H29ZM34 144V143H33ZM32 144V145H33ZM47 145H48V143H46ZM65 144V143H64ZM162 144H163V146H162ZM225 144V143H224ZM234 144V143H233ZM233 144H232V146H233ZM237 144V143H236ZM239 144V143H238ZM247 144V143H246ZM264 144V143H263ZM19 145V144H18ZM17 145V146H18ZM20 145H21V143H20ZM31 145V146H32ZM42 145V144H41ZM45 145V144H44ZM50 145V144H49ZM77 145H80V143L78 144V142L76 143V145L75 146H77ZM151 144H150V146H152ZM171 145V146H170ZM174 145V146H173ZM179 145V146H178ZM182 145V146H181ZM223 145V144H222ZM227 145V144H226ZM243 145V144H242ZM244 145H245V143H244ZM257 145V144H256ZM9 146H12V145H9ZM8 146V147H9ZM14 146H16V143H15V145ZM27 146V145H26ZM30 146V145H29ZM30 146V147H31ZM35 146V145H34ZM74 146V145H73ZM112 146V145H111ZM114 146V145H113ZM129 146V145H128ZM133 146H135V144L133 145ZM142 146V147H143ZM169 146H170V148H169ZM194 146H196V147H194ZM209 146V147H208ZM231 146V145H230ZM235 146H237V145H235ZM247 146V145H246ZM263 146V145H262ZM5 147V146H4ZM3 147V148H4ZM7 147V146H6ZM33 147V146H32ZM46 147V146H45ZM71 147V146H70ZM98 147H99V145H98ZM116 147V146H115ZM125 147V146H124ZM163 147V148H162ZM179 147H181L180 149H179ZM220 147V146H219ZM1 148V147H0ZM17 148V147H16ZM26 148V147H25ZM48 148V147H47ZM60 148V147H59ZM66 148H68V147H66ZM75 147H73L72 149H74ZM78 148V147H77ZM79 148H81V147H79ZM106 148V147H105ZM109 148V147H108ZM127 147H125V149H126ZM132 148H134V147H132ZM132 148H129V150H132ZM145 148V147H144ZM146 148H148V147H146ZM172 148V149H171ZM223 149H224V147H222ZM231 148V147H230ZM243 148V147H242ZM241 148V149H242ZM257 148H259V146L257 147ZM7 149L9 150L10 148H6V151H7ZM33 149H34V147H33ZM38 149V148H37ZM64 149V148H63ZM122 149V148H121ZM176 149V150H175ZM225 149H227L226 147H225ZM238 149H239V147H238ZM5 150V149H4ZM11 150L12 151H14L13 149H12V147H11ZM43 150H44V148H43ZM56 150H58V149H56ZM69 150H71V149H69ZM79 149H77V152L74 150V152H76V153H78L79 151H78ZM92 150H93V148H92ZM98 150V149H97ZM136 150V149H135ZM141 150H143L142 148H141ZM141 150H139V153H141L142 152V156H144V154H143V151H141ZM148 149H144V152H145V154H148V153H150L149 151H151V150H148ZM228 150V149H227ZM240 150V149H239ZM25 151V150H24ZM36 151V150H35ZM42 151V150H41ZM45 151V150H44ZM60 151V150H59ZM124 151V150H123ZM189 151V150H188ZM196 151H197V149H196ZM204 151V150H203ZM2 152V151H1ZM9 152V151H8ZM15 152H16V150H15ZM15 152H14V154H15ZM19 152V151H18ZM28 152V151H27ZM34 152V151H33ZM43 152V151H42ZM61 152V151H60ZM70 152V151H69ZM88 152V151H87ZM92 152V151H91ZM109 152V151H108ZM117 152V151H116ZM131 152H133V150L131 151ZM180 152V153H179ZM190 152V151H189ZM189 152H187V153H189ZM228 152V151H227ZM261 152V151H260ZM262 152H263V150H262ZM10 153V152H9ZM9 153L7 154V155H9ZM13 153V152H12ZM12 153H11V155H12ZM17 153V152H16ZM28 153H30V152H28ZM75 153V154H76ZM102 153V152H101ZM118 153V152H117ZM137 153V152H136ZM154 152H152V153H150V155H152ZM185 153V152H184ZM226 153V152H225ZM5 154V155H6ZM32 154V153H31ZM39 156L40 155H42V154H39V152L37 153ZM59 154V153H58ZM64 154V153H63ZM89 154H91V153H89ZM110 154H111V152H110ZM113 154V153H112ZM192 154V153H191ZM2 155H3V153H2ZM38 155H35V156H38ZM46 155V154H45ZM48 155V154H47ZM122 155V154H121ZM140 155V156H141ZM155 155V154H154ZM162 156L159 158H156L157 160L156 161H159L162 157H163V154H161ZM200 155V154H199ZM203 155V154H202ZM205 155V154H204ZM219 155H223L221 158L219 157ZM4 156V155H3ZM43 156H44V154H43ZM76 156V155H75ZM106 155H104V157H105ZM139 156V155H138ZM137 156V157H138ZM139 156V158H145V160L147 161V163L145 162V164H144V162H143V165L145 166H147L148 165V160H149V157H151V156H149V154L148 155H145L144 157H140ZM147 156H149V157H147ZM166 156V155H165ZM165 156L163 157V158H165ZM179 156V155H178ZM174 157V156H171L170 155V157L169 158H175L174 160L173 159H169L168 157H166L167 158V160L169 161H166V163H165V161H159V165L158 166H155L156 164H155V162H153L155 165H153V167H158L159 169L161 168V166H160V162H161V164H162V167H163V165H164V167H166V166H168V167H166V168H169L170 169V165L172 164H176L177 163V165H178V167H182L183 165H185L186 164V166L187 165H189V163L187 164V160L185 161V159L183 160L184 162L182 163V161L180 162V160L181 159H178V162H175V161H177V158H180L181 156H179V157ZM192 156H195V155H192ZM227 155H225V157H226ZM11 157H13V156H11ZM26 157V156H25ZM47 157V156H46ZM64 157H65V155H64ZM71 157V156H70ZM73 157V156H72ZM98 157H99V155H98ZM110 157V156H109ZM152 157H153V155H152ZM152 157H151V159H152ZM157 157V156H156ZM256 157H257V161L255 162V166L254 165H252V164H250V170L254 173V174H256V172L258 171H260L262 168H264V153H260L259 154V152H257V155H256ZM10 158V157H9ZM8 158V160H10ZM15 158V157H14ZM36 157H34V160H32V162L33 161H35V163H36V159H35ZM38 159H39V157H37ZM41 158H42V156H41ZM40 158V159H41ZM50 158V157H49ZM52 158V157H51ZM50 158V159H51ZM63 158V157H62ZM67 158V157H66ZM69 158V157H68ZM78 158V157H77ZM85 159H86V157H84ZM106 158H108L107 156H106ZM115 158V157H114ZM154 158H155V156L153 157V159H152V161H154ZM165 158V159H166ZM185 158H187V157H185ZM193 158V157H192ZM200 158H201V156H200ZM204 158V157H203ZM12 159V158H11ZM22 159V158H21ZM44 159H45V156H44ZM53 159V158H52ZM63 159H65V158H63ZM62 159V160H63ZM100 159H102L101 157H100ZM99 159V160H100ZM105 159V158H104ZM111 159H112V157H111ZM126 159V158H125ZM148 159V160H147ZM150 159V160H151ZM188 159V158H187ZM190 159V158H189ZM193 159H195V158H193ZM199 159V158H198ZM205 159V158H204ZM2 160V159H1ZM7 160V161H8ZM13 160H15V159H13ZM73 160V159H72ZM72 160H70V161H72ZM75 160V159H74ZM121 160H122V158H121ZM144 160V159H143ZM171 160H172V162H171ZM201 160V159H200ZM199 160V161H200ZM6 161V162H7ZM11 161V160H10ZM44 161H47L46 159L44 160ZM48 161H49V159H48ZM47 161V162H48ZM64 161V160H63ZM63 161H62V164H63ZM81 161H83V159L81 160ZM85 161V160H84ZM96 161V160H95ZM126 161V160H125ZM131 161V160H130ZM142 161V160H141ZM198 161V160H197ZM219 161V162H220ZM4 162V161H3ZM9 162V161H8ZM7 162V163H8ZM14 162V161H13ZM18 162H20L19 160H18ZM25 162H29L28 160L27 161H25ZM32 162H31V164H32ZM109 162V161H108ZM113 161H111V163H112ZM118 162V161H117ZM129 162V161H128ZM165 164H164V163ZM186 162V163H185ZM194 162V165L196 164L195 162H196V160L195 161H193ZM6 163V164H7ZM14 163H16V161L14 162ZM24 163V162H23ZM34 163V162H33ZM43 163V162H42ZM44 163H46V162H44ZM51 163V162H50ZM66 163H67V161H66ZM71 163H73V162H71ZM75 163V162H74ZM85 163V162H84ZM150 163H152L151 161H150ZM149 163V164H150ZM152 163V164H153ZM167 163L169 164V165H167ZM182 163V166L180 165L179 166V164H181ZM221 163V164H222ZM4 164V163H3ZM2 164V165H3ZM9 164V163H8ZM22 164V163H21ZM30 164V163H29ZM29 164H27V165H29ZM31 164H30V168H31ZM37 164V163H36ZM35 164V165H36ZM47 164H49V163H46V165ZM52 165H53V163H51ZM51 164H49V167H50V165ZM56 164H57V161H56ZM92 164V163H91ZM102 164V163H101ZM116 164V163H115ZM13 165H15V164H13ZM17 166H15V167H17L18 168V165H19V163H17L16 164ZM42 165H44V164H42ZM97 165V164H96ZM117 165V164H116ZM132 165V164H131ZM130 165V166H131ZM139 165V164H138ZM173 165V166H174ZM198 165V164H197ZM197 165H195V166H197ZM217 165V164H216ZM10 167L9 165H3L2 167ZM24 166H25V164H24ZM40 166V164H38V167ZM56 166V165H55ZM58 166H60V164H58ZM86 166H87V164H86ZM88 166H90V165H88ZM94 166V165H93ZM109 166V165H108ZM126 166V165H125ZM186 166H184V167H186ZM191 166H193V165H191ZM190 166V167H191ZM1 167V166H0ZM11 167H13L14 168V166H12L11 165ZM33 167H35V166H33ZM32 167V168H33ZM44 167V166H43ZM42 167V168H43ZM54 167V166H53ZM67 167V166H66ZM74 167V166H73ZM80 167V166H79ZM103 167V166H102ZM121 167V166H120ZM129 167V166H128ZM148 167V166H147ZM164 167H163V169H164ZM175 167L176 166H174V169H175ZM183 167V168H184ZM194 167V166H193ZM20 169H21V166L19 167ZM18 168V169H19ZM29 168V167H28ZM27 168V170H29V172H30V169H28ZM42 168H41V170H42ZM47 168V166L45 167V169L44 170H46V171H48L49 172V169L51 168H49V169H46ZM62 168H64V169H66L65 168V166H63L62 165ZM61 168V169H62ZM69 168V167H68ZM106 168V167H105ZM165 168V169H166ZM189 168V167H188ZM12 169V168H11ZM19 169V170H20ZM24 169V168H23ZM26 169V168H25ZM24 169V170H25ZM34 169V168H33ZM78 169V168H77ZM80 169V168H79ZM87 169H88V167H87ZM98 169V168H97ZM103 169V168H102ZM117 169V168H116ZM146 169H148V168H146ZM145 169V170H146ZM154 169V168H153ZM153 169H152V171H153ZM172 169V168H171ZM178 169V168H177ZM257 169V170H256ZM14 170H16L17 171V169H13V171ZM35 170H36V167H35ZM35 170H32V172L33 171H35ZM52 170V169H51ZM50 170V171H51ZM67 170V169H66ZM69 170V169H68ZM115 170V169H114ZM140 170V169H139ZM161 170V169H160ZM179 170L181 171V168H179ZM179 170H177V171H179ZM9 170H7V172H8ZM23 171V170H22ZM26 171V170H25ZM38 171H40V169H38ZM38 171H36V172H38ZM43 171V170H42ZM62 171H64L63 169H62ZM62 171H61V173H62ZM71 171H73V169L71 170ZM75 171H77V170H75ZM93 171V170H92ZM112 171V170H111ZM157 171V170H156ZM162 171H166V170H162ZM172 171H173V169H172ZM176 171V170H175ZM18 172V171H17ZM28 172V171H27ZM28 172V173H29ZM32 172H30V173H32ZM41 172V171H40ZM55 172V171H54ZM78 172H80V171H78ZM88 172V171H87ZM5 173V172H4ZM4 173H3V175H4ZM11 173V170H10V172H8V174H10ZM19 173V175L21 174L20 172H18ZM18 173H16L17 175H18ZM28 173H26V175H25V177L28 175ZM50 173V172H49ZM48 173V174H49ZM53 173V172H52ZM56 173V172H55ZM55 173H53V175L55 174ZM74 173V172H73ZM77 173V172H76ZM85 173V170H84V172L83 173H81V176H82V174H84ZM93 173V172H92ZM176 173V172H175ZM25 174V173H24ZM34 174H38V173H35L34 172ZM34 174H31L30 175V177L31 178H33L32 176L34 175ZM43 174H45V173H43ZM47 174V175H48ZM60 174V173H59ZM64 174V173H63ZM65 174H66V171H65ZM64 174V175H65ZM75 174V173H74ZM73 174V175H74ZM96 174V173H95ZM105 174V173H104ZM107 174V173H106ZM114 174H115V172H114ZM261 174H264L263 172H261ZM12 175V177L14 176L13 174H10L9 176H11ZM18 175V177H22V176H19ZM49 175H51V174H49ZM58 175V174H57ZM87 174H85L84 176H86ZM101 175H102V173H101ZM151 175V174H150ZM153 175V174H152ZM160 174H157V176L160 178V179H158V180H160V181H162L161 179H165L166 180V182H167V180H168V178H170V177H167V178H165V177H163L162 175H160ZM37 176H39V174L37 175ZM41 176L42 175H40L39 177L41 178ZM46 176V175H45ZM45 176H43V177H45ZM54 176H56V175H54ZM60 177H58V178H56V179H60L63 175L62 174H60L59 175ZM77 176V175H76ZM98 176V175H97ZM114 176V175H113ZM161 176L163 177V178H161ZM4 177V176H3ZM2 177V178H3ZM5 177H7V175L5 176ZM16 177V176H15ZM24 177V178H25ZM28 178H30L29 176H27ZM26 177V178H27ZM35 177V176H34ZM38 177V180H40V182H38L37 183V185H31V182H32V180L33 179H35V178H33V179H29V180H31V182L29 181V180H26V181H28L29 183H30V185H31V187L32 188H34V189H28L27 190V188L25 189V191L24 190H22L23 188H18V190L19 191H22V192H24L25 194L24 195H27L28 196V198L27 199H25L24 197L25 196H21V195H23L22 194V192L20 193L19 191L17 192V189H16V191L14 190V188L12 189V191H9V190H11V189H9V187L8 188H5V189H2V190H0V212L2 213V214H0V229L2 230L1 232H2V235L4 234V236H6V239H12L13 240V238H14V243H16V246H20V247H23L22 245H24V246H29V245H32L33 244V242L36 244V245H38V244H40V243H38L39 242V240L40 241H42L41 239H38V242L36 241L35 242V239H37L38 238V236H37V234L39 233V231H43V229H41V228H43V227H41V226H38L39 224H41V223H39L40 221V219L43 221V223H44V220L45 219H47L48 220V217L50 216H53V215H56V213H54V212H59V210L60 209H63V208H59V210H58V207H56L55 208V205L56 204H54V203H52V200H53V198L52 197H50V196H52V195H47V194H45L43 191H41L42 190V188H43V185H42V188H41V190H40V184H41V180L42 179H40ZM42 177V178H43ZM66 177H67V174H66ZM92 177V176H91ZM105 177H107V176H105ZM109 177V176H108ZM152 177V176H151ZM183 177V176H182ZM186 177V179H187V175L185 176ZM184 177V178H185ZM63 178V177H62ZM61 178V183H63V181H65L64 179H62ZM69 178H70V176H69ZM88 178V177H87ZM86 178V179H87ZM90 178V177H89ZM103 178V177H102ZM148 178V177H147ZM173 178V177H172ZM175 178V177H174ZM177 178H178V176H177ZM6 179V178H5ZM2 179V180H4V181H7L8 179ZM11 178H9V180H10ZM15 179V178H14ZM17 179H19V178H17ZM16 179V180H17ZM37 179V178H36ZM47 179H48V177H47ZM52 179V178H51ZM55 179V178H54ZM53 179V180H54ZM84 179V178H83ZM92 179V178H91ZM98 179V178H97ZM100 179V178H99ZM107 179V178H106ZM183 179V178H182ZM8 180V181H9ZM13 180V179H12ZM25 180V179H24ZM38 180H36V181H38ZM45 179L43 178V180H42V183L43 182H45L44 181ZM50 180V179H49ZM48 180V181H49ZM53 180H51V181H53ZM71 180H72V178H70V180H69V182H71ZM79 180H82V179H79ZM89 180V179H88ZM95 180V179H94ZM179 180V179H178ZM1 181V180H0ZM7 181V182H8ZM36 181H35V183L34 184H36ZM74 181V180H73ZM72 181V182H73ZM77 182H78V180H76ZM155 181V180H154ZM160 181H157V182H160ZM16 182H18V180L16 181ZM67 182V180L64 182V183H66ZM68 182V184L70 185V183ZM75 182V181H74ZM73 182V183H74ZM82 182V181H81ZM179 182V181H178ZM183 182V181H182ZM184 182H185V180H184ZM6 183V182H5ZM9 183V182H8ZM13 183V182H12ZM21 183H23L22 181H21ZM28 183V184H29ZM33 183V182H32ZM45 183H47V182H45ZM51 183H54L55 184V182H51ZM59 183V182H58ZM57 183V184H58ZM64 183L62 184V185H64ZM73 183H71V186H73L72 184ZM79 184H80V182H78ZM83 183V182H82ZM163 183V182H162ZM171 184H172V182H170ZM176 183V182H175ZM24 184V183H23ZM27 184V183H26ZM39 184V185H38ZM44 184V183H43ZM98 184V183H97ZM100 184V183H99ZM109 184V183H108ZM128 184V183H127ZM170 184V185H171ZM189 184V183H188ZM210 184H213V183H210ZM217 184V183H216ZM7 185V184H6ZM10 185V184H9ZM29 185V186H30ZM46 185V184H45ZM45 185H44V187H45ZM50 185V184H49ZM61 185V184H60ZM59 185V186H60ZM67 185V184H66ZM68 185V186H69ZM84 185V184H83ZM89 185V184H88ZM93 185V184H92ZM126 185V184H125ZM162 185V184H161ZM187 185V184H186ZM186 185H183V186H186ZM8 186V185H7ZM26 186H28V185H26ZM34 186H40L39 188H37V187H34ZM56 186V185H55ZM58 186V187H59ZM77 186V184L75 185V187ZM94 186V185H93ZM99 186V185H98ZM117 186V185H116ZM119 186V185H118ZM200 186V185H199ZM212 186V185H211ZM46 187H48V185H46ZM45 187V188H46ZM50 187V186H49ZM51 187H52V185H51ZM50 187V188H51ZM57 187V186H56ZM55 187V188H56ZM74 187V188H75ZM79 187H80V185H79ZM84 188H85V186H83ZM89 187V186H88ZM87 187V188H88ZM113 187V186H112ZM128 187V186H127ZM170 187V186H169ZM194 186H192V188H193ZM3 188H4V186H3ZM49 188V189H50ZM69 188V187H68ZM82 187H80V189H81ZM182 188V187H181ZM185 188H187V187H185ZM185 188L183 189V190H185ZM213 188V187H212ZM44 189V188H43ZM58 189V188H57ZM71 189V188H70ZM100 189V188H99ZM103 189V188H102ZM107 189V188H106ZM189 189V188H188ZM194 189V188H193ZM61 190V189H60ZM78 190V189H77ZM94 190V189H93ZM92 190V191H93ZM96 190V189H95ZM95 190H94V192L93 193H95ZM112 190V189H111ZM28 193H27V192ZM59 191V190H58ZM69 190L67 189V192H68ZM107 191V190H106ZM203 191V190H202ZM216 191H217V189H216ZM10 192H11V194H10ZM13 192H16V193H13ZM60 192V191H59ZM58 192V193H59ZM61 192H62V190H61ZM185 192V191H184ZM183 192V193H184ZM14 195H13V194ZM27 193V194H26ZM44 193V195L46 196H44V195H42ZM46 193H48V192H46ZM50 194H52L53 192H49ZM65 193V192H64ZM80 193V192H79ZM177 193H178V191H177ZM180 193H181V191H180ZM190 193V192H189ZM200 193V192H199ZM203 193V192H202ZM54 194V193H53ZM61 194V193H60ZM66 194V193H65ZM71 194H73V193H71ZM77 194V193H76ZM101 194V193H100ZM104 194V193H103ZM124 194V193H123ZM195 194V193H194ZM197 194V193H196ZM57 195V194H56ZM59 195V194H58ZM80 195V194H79ZM78 195V196H79ZM95 195V194H94ZM178 195V194H177ZM185 195V194H184ZM30 196V197H29ZM54 196V195H53ZM61 196V195H60ZM60 196H58V197H60ZM63 196V195H62ZM133 196V195H132ZM181 196H182V194H181ZM47 197H48V199H47ZM56 197V196H55ZM64 197V196H63ZM72 197V196H71ZM102 197V196H101ZM106 197V196H105ZM128 197V196H127ZM126 197V198H127ZM131 197V196H130ZM179 197H180V195H179ZM50 198V199H49ZM60 198H62V197H60ZM74 198H75V196H74ZM74 198H72V199H74ZM97 198H98V196H97ZM103 198V197H102ZM119 198V197H118ZM129 198V197H128ZM135 198V197H134ZM55 199V198H54ZM76 199H77V195H76ZM106 199V198H105ZM121 199V198H120ZM123 199V198H122ZM125 199V198H124ZM123 199V200H124ZM133 199V198H132ZM138 199V198H137ZM28 200V201H27ZM51 200V201H50ZM59 200V199H58ZM62 200H64L63 198H62ZM94 200H95V198H94ZM97 200V199H96ZM99 200H100V198H99ZM98 200V201H99ZM107 200V199H106ZM128 200V199H127ZM135 200V199H134ZM60 201V200H59ZM72 201H74V200H72ZM76 201V200H75ZM74 201V202H75ZM137 201V200H136ZM10 203V206L11 207H8V205H9V203ZM54 202V201H53ZM62 202V201H61ZM66 202H68V200L66 201ZM77 202V201H76ZM111 202V201H110ZM131 202H132V200H131ZM139 202V201H138ZM56 203V202H55ZM63 203H65V200H64V202H62V204L60 203V205H63ZM73 203V202H72ZM95 203H96V201H95ZM100 203V202H99ZM103 203V202H102ZM108 203H109V201H108ZM136 203V202H135ZM135 203H133V204H135ZM179 203H181V202H179ZM8 204V205H7ZM54 206H53V205ZM80 204V203H79ZM111 204V203H110ZM131 204V203H130ZM177 204V203H176ZM187 204V203H186ZM59 204H57V206H58ZM59 205V206H60ZM73 205V204H72ZM96 205H97V203H96ZM101 205V204H100ZM108 205V204H107ZM112 205V204H111ZM110 205V206H111ZM126 205V204H125ZM128 206H129V204H127ZM66 206V205H65ZM68 206H70V204L68 205ZM77 206V205H76ZM75 206V207H76ZM80 206H82V205H80ZM103 206V205H102ZM114 206V205H113ZM131 206V205H130ZM184 206H185V204H184ZM6 207H7V209L9 208V210L11 211L12 209V211H13V213H11V212H9V213H11L12 215H7V213L8 212H5L6 214H4L3 212L4 211H9V210H6ZM61 207V206H60ZM63 207V206H62ZM83 207V206H82ZM81 207V208H82ZM96 207V206H95ZM105 207H108V206H106L105 205ZM135 207V206H134ZM181 207H183V206H181ZM186 207V206H185ZM12 208V209H11ZM65 208V207H64ZM99 208V207H98ZM113 208V207H112ZM124 208V207H123ZM131 208V207H130ZM180 208V207H179ZM57 209V210H56ZM78 209V208H77ZM101 209V208H100ZM135 209V208H134ZM54 210H56V211H54ZM73 210V209H72ZM79 210H80V208H79ZM85 210V209H84ZM86 210H88V209H86ZM90 210H95V208L94 209H90ZM110 210V209H109ZM182 210V209H181ZM187 210V209H186ZM63 210H61V212L60 213H58L57 214V218H58V215H59V218L58 219H53V217H51L55 222H53V220H49V222H47V223H49V224H47L48 226H49V228H53V229H51V231H50V229L49 228H47L46 226L44 227V228H46V229H44L45 231H43V234H42V236L44 235V232H45V234L47 233L46 232V230L49 232L48 234H50V233H52V235L50 234V236H51V238L52 237H55V236H58V237H56V239H58V242L59 243H57V241H55L56 239L54 238V245H55V247L53 246V244H52V242L50 243H48V241H47V247L49 246V245H51V246H53L52 247V249H50L51 248V246L49 247V248H47V251L50 253V255H51V253L52 254H57L56 256L57 257H59V258H63V254L61 255V254H59V250L62 248L61 247V244L62 243H60V242H63V244L64 245H66L65 243H67L68 241H66V242H64L65 241V239L64 238H66L67 239V237H65L64 236V234H66L67 236H69V238L71 237L70 235H72L73 234V231H76V233H77V231L78 232H82V231H79V229H77V228H81L83 225H82V223H84V222H86V220H84V222H82V221H80L81 222V224L79 225V227H77V225L79 224H75V222H77V221H79V220H77L78 218L76 217V218H73V216H72V214H74V216H75V214H77L78 213V211H75L74 210V212L75 213H73L72 211V213L70 212H68L69 210H67V211H63ZM104 211V210H103ZM41 214H40V213ZM68 212V213H67ZM113 212V211H112ZM123 212V211H122ZM185 212V211H184ZM36 213H38V214H40V216L41 215H43V216H41V218H40V216L38 215V214H36ZM66 213L69 215V218H71V219H67L68 218V215H66ZM80 213V212H79ZM93 213V212H92ZM101 213H103V212H101ZM199 213V212H198ZM64 214V215H63ZM38 215V216H37ZM44 215H45V218H44V220L42 219V217H44ZM88 215V213L86 214V216ZM106 215V214H105ZM118 215V214H117ZM126 215V214H125ZM63 216V217H62ZM77 216V215H76ZM98 216V215H97ZM102 216V215H101ZM47 217V218H46ZM65 217V219H63ZM67 217V218H66ZM80 217V216H79ZM83 217V216H82ZM89 217V216H88ZM94 217V216H93ZM96 217V216H95ZM111 217V216H110ZM35 218H37L36 219V222H38V224L36 225V227L33 225V227H32V229L33 230H31V226H29V225H32V223L31 222H33L34 223V221H35ZM56 218V217H55ZM92 218V217H91ZM98 218H99V216H98ZM107 218V217H106ZM59 219H61L62 221H60ZM66 219H67V221H68V223H63L64 222V220L66 221ZM75 221H74V220ZM97 219V218H96ZM34 220V221H33ZM38 220V221H37ZM73 220V221H72ZM91 219H89V221H90ZM107 220V219H106ZM105 220V221H106ZM122 220V219H121ZM126 220V219H125ZM95 221V220H94ZM104 221V220H103ZM115 221V220H114ZM58 222V223H57ZM76 225V226H74V224ZM109 222V221H108ZM42 223V225L44 226V224ZM61 223H63V225L65 226V225H68V227L66 226V227H64V226H61L62 224ZM35 224V223H34ZM45 224H46V220H45ZM51 224V225H50ZM59 224H61V225H59ZM85 224V223H84ZM96 224H97V222H96ZM105 224H107V223H105ZM109 224H110V222H109ZM137 224V223H136ZM70 225H72V226H70ZM82 225V226H81ZM104 225V224H103ZM139 225V224H138ZM165 225V224H164ZM81 226V227H80ZM107 226H109V225H107ZM117 226V225H116ZM173 226V225H172ZM23 228V227H27V230H28V227H30L29 228V230H31L32 232L34 231V230H38V228L39 227H41L40 229H39V231H35L32 235H36L37 236V238H35L34 239V236H33V239H34V241L32 240V235L30 236L29 234L31 233V231H29L30 233L28 234L29 235V237L30 238H28L29 240H32L31 241V243L28 241L27 242V233L28 232H26L27 230L25 229V228H21L22 230L21 231H19V230H17L16 228ZM74 227H77L76 229L77 230H75V229H73ZM104 227V226H103ZM110 227V226H109ZM141 227V226H140ZM165 227V226H164ZM35 228V229H34ZM98 228V227H97ZM111 228V227H110ZM113 228H114V226L111 228L112 229V232H113V234H114V230H113ZM117 228V227H116ZM142 228V227H141ZM73 229V230H72ZM82 229H84V227H82ZM100 228H98V230H99ZM104 229H106V228H104ZM111 229H109V231L111 230ZM119 229V228H118ZM161 229H163V228H161ZM14 230V231H13ZM26 230V231H25ZM81 230V229H80ZM97 229L95 230V229H88V231H91V232H89V233H91V235H94L95 233H96V231H98ZM103 232H102V234L104 233V230H103V228L101 229ZM107 230V229H106ZM168 230V229H167ZM59 231V232H58ZM60 231L61 232H64V234L62 235L61 233H60ZM118 231V230H117ZM116 231V232H117ZM122 232V230H119V232ZM127 231V230H126ZM136 231V230H135ZM56 232H57V234H56ZM83 232H85V231H83ZM108 232V231H107ZM116 232H115V234H116ZM119 232L117 233V234H119ZM172 232V231H171ZM181 232V231H180ZM37 233V234H36ZM59 233L61 234V235H59ZM85 233H87V232H85ZM100 233V232H99ZM158 233H159V230H158ZM177 233V232H176ZM175 233V234H176ZM182 233V232H181ZM41 234V233H40ZM39 234V236H41ZM48 234H46L47 235V237L49 236ZM101 234V236L103 237V235ZM121 234V233H120ZM123 234V233H122ZM165 234V233H164ZM55 235V236H54ZM74 235H75V233H74ZM97 235V233L95 234V236ZM99 235V234H98ZM110 235H112V234H110ZM143 235V234H142ZM173 235V234H172ZM179 235V234H178ZM1 236V235H0ZM4 236H2V238L4 237ZM8 236H9V238H8ZM11 236V237H10ZM41 236V237H42ZM45 236V235H44ZM43 236V237H44ZM61 236V237H60ZM73 236V235H72ZM109 236V235H108ZM107 236V237H108ZM116 236V235H115ZM114 235H113V237H115ZM154 236V235H153ZM170 236V235H169ZM174 236V235H173ZM62 237H64V238H62ZM74 237V236H73ZM133 237V236H132ZM159 237H161V236H159ZM257 237V236H256ZM50 238V237H49ZM49 238H47L46 240H49ZM50 238V239H51ZM59 238H60V241H59ZM64 240V241H62V239ZM68 238V239H69ZM151 238V237H150ZM162 238V237H161ZM10 239V240H11ZM43 239V238H42ZM45 239V238H44ZM67 239V240H68ZM95 239V238H94ZM116 239V238H115ZM118 239V238H117ZM124 239V238H123ZM126 239V238H125ZM261 239V238H260ZM4 240H5V238H4ZM26 240V242H27V244H25L26 242H23V241H25ZM13 241H12V243H13ZM123 241V240H122ZM134 241V240H133ZM155 241V240H154ZM17 242L19 243L20 242V244L23 242L24 244H18L17 245ZM157 242V241H156ZM177 242V241H176ZM251 242V241H250ZM13 243V245H15ZM28 243H30V244H28ZM57 245H56V244ZM155 243V242H154ZM249 243V242H248ZM35 244H33L34 246H35ZM45 243H44V241H43V243H41L39 246H38V248H40L41 249V245H43L44 247H46L45 245H44ZM49 244V245H48ZM62 244V245H63ZM95 244V243H94ZM93 244V245H94ZM117 244V243H116ZM32 245V248L33 249H35V248H37V247H35L34 248V246ZM63 245V247H65L64 249H63V251L66 249L67 250V246H64ZM122 245H124V244H122ZM126 245H127V243H126ZM125 245V246H126ZM156 245V244H155ZM162 245H163V243H162ZM42 246V247H43ZM95 246V245H94ZM118 246V245H117ZM121 246V245H120ZM119 246V247H120ZM163 246H165V245H163ZM240 246H242V244L240 245ZM259 246H261V245H259ZM26 248V247H25ZM24 248V249H25ZM29 248V250L30 249H32V248H30V247H28ZM27 248V249H28ZM127 248V247H126ZM165 248V247H164ZM130 250H132L131 248H129ZM134 249V248H133ZM148 249V248H147ZM42 250V249H41ZM142 250V249H141ZM166 250V249H165ZM228 250V249H227ZM43 251H46L45 250V248H44V250ZM61 251H62V249H61ZM62 251V253H64V254H66L65 252H63ZM68 251V250H67ZM128 251V250H127ZM140 251V250H139ZM154 251V250H153ZM169 251V250H168ZM230 251V250H229ZM239 251H241V250H239ZM132 252V251H131ZM144 252V251H143ZM146 252H147V250H146ZM146 252H144V253H146ZM233 252V251H232ZM237 252V251H236ZM61 253V252H60ZM132 253H134V252H132ZM131 253V254H132ZM154 253V252H153ZM161 253V252H160ZM163 253V252H162ZM1 254H2V252H1ZM33 254V253H32ZM58 254L61 256H58ZM140 254V253H139ZM143 254V253H142ZM155 254H157L156 252H155ZM155 254H154V256L153 257H155ZM168 254H169V252H168ZM234 254H236V253H234ZM238 254V253H237ZM236 254V255H237ZM240 254V253H239ZM4 255V254H3ZM129 255V254H128ZM137 256H138V253L136 254ZM141 255V254H140ZM170 255V254H169ZM188 255V254H187ZM241 255V254H240ZM243 255V254H242ZM47 256V255H46ZM55 256V255H54ZM135 256V255H134ZM142 256V255H141ZM151 256V257H152ZM158 256V255H157ZM1 257V256H0ZM5 257H7V255L5 256ZM29 257V256H28ZM27 256L25 257V258H27V260H25V262H27V263H24V264H41V263H43V264H63V262H65V260H62L61 261V259H59V258H56L55 257V259H53V258H50V257H52V256H50V257H45V255H43L42 254V256L41 255H35L33 258H28ZM64 257H66L67 259H68V257H67V255L66 256H64ZM136 257V256H135ZM135 257H133V258H135ZM143 257V256H142ZM147 257V256H146ZM145 257V258H146ZM65 258V259H66ZM137 258V257H136ZM140 258V260H142L143 258H141V257H139ZM139 258H138V260H139ZM145 258L143 259V261H146L145 260ZM148 258H150V255H149V257ZM148 258H146V259H148ZM236 258V257H235ZM64 259V258H63ZM66 259V262L64 263V264H66L67 262H69L68 260ZM158 259V258H157ZM160 259H161V257H160ZM168 259V258H167ZM229 259H230V257H229ZM135 260V259H134ZM137 260V261H138ZM153 260V259H152ZM103 261V260H102ZM143 261H141V262H143ZM150 261V260H149ZM157 262H158V260H156ZM163 260H161L160 262H162ZM24 262V261H23ZM23 262H21V263H23ZM154 262V261H153ZM148 263V262H147ZM156 263V262H155ZM134 264H135V261H134ZM138 264V263H137ZM140 264V263H139Z\"/></svg>",
	"mask_w": 264,
	"mask_h": 264
}]
</instances>
